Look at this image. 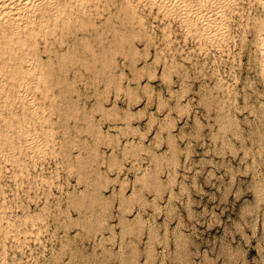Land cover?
<instances>
[{
    "label": "rangeland",
    "instance_id": "rangeland-1",
    "mask_svg": "<svg viewBox=\"0 0 264 264\" xmlns=\"http://www.w3.org/2000/svg\"><path fill=\"white\" fill-rule=\"evenodd\" d=\"M118 1H119V4H121L123 7H124V4L127 5L125 6L126 8L130 6L129 7L130 9L129 8L128 9L131 11L130 13L131 16L130 14L128 16V12H129L128 9H127L128 12L123 13V16L126 15V17H122V15H120L122 14V12L126 11L125 10L126 8H123L121 5L117 4ZM188 1H189L190 11L186 14V16H184L185 13L177 7L178 5L175 4L173 0H158V1L157 0H143V1L142 0H126L125 1L126 3L124 2V0H115V2L114 0L113 1L111 0L110 1L109 0H74V1L73 0H53L51 2L52 3L51 10H45L44 12H42V10H39V8L42 7L43 3L39 5H34V4L30 5L31 8L35 6L34 8L37 9V13H36L37 15L35 16L33 22L31 23L26 21L25 18L23 17L19 18L17 22H13L11 20V16L8 13L2 14L0 18V31H1L0 33V171H1L0 172L1 173L0 174V188H1L0 189V248H2L3 251L2 249H0V264H53V263L54 264L56 263L57 264H242V261H243V264L245 263L264 264V261H262L264 260V253H262L264 252V219L262 218L264 217V207H262L264 206V203H263L264 201V195H263L264 194V183H263L264 182V179H263L264 178V175H263L264 174V143H263L264 142V111H263L264 109V100H263L264 99L263 97L264 82H262L264 81V69H263L264 62H263L262 54L260 53L261 46H262L260 42V37H261L262 32H264V12H263L264 3L262 2V0H244V2L243 0L241 1L239 0H211V1L210 0H188ZM85 2L87 3V5ZM142 2L144 5L142 4ZM35 3L37 4L39 2H35ZM107 4L111 8L108 7ZM218 4H219V9H221L220 11L217 10ZM149 5H151V8H149L150 7ZM155 5H157V7ZM102 6L104 8H102ZM113 10L115 14L113 13ZM82 11H84V13ZM132 11H134V16L136 17V19H133ZM149 13L151 14V16H149L150 15ZM71 14H72V17H71ZM86 14H88V16H85ZM138 16L140 19V21L138 20V23L141 25L142 28L136 22ZM215 16H218L219 18L217 20H213V17ZM204 17L206 19V22L203 23V21H205ZM74 18H77V19H74ZM87 18L88 19L90 18V19L88 20ZM182 18H183L184 23L182 22ZM106 19L108 20V23ZM74 20H75V23H74ZM76 20H77V23L78 21H80L81 25L79 23L77 24ZM71 21L76 25H73ZM81 21L83 22V25ZM101 21L102 23L105 21L104 22L105 26H102L104 24L101 25ZM130 21L132 22V25ZM232 21L234 22L237 21V22L234 23ZM94 22L95 24L93 25ZM109 22L112 25H110ZM84 23L86 24L88 23L87 24L88 26L84 25ZM125 24L126 25L128 24L129 27L128 25L126 26ZM72 26L74 28H78V27L82 28L84 31H82L81 29L74 30ZM106 26L107 28H105ZM85 27H87L88 29L86 28L85 30ZM89 27H91V29ZM114 27H115V30H114ZM133 27L135 30L133 31V34H137V35L136 36L133 35V38H131L132 37L131 32L133 29H128V28H133ZM151 27H152V30L150 29ZM252 28H253V31L255 32L252 31ZM59 29H61V31ZM67 29L71 32H69ZM126 30H128L131 34ZM136 30L138 31L137 33H136ZM153 30H155V32H153ZM67 31L68 33H66ZM75 31L78 33H76ZM117 31L119 32L117 35L119 37L112 36V33L115 32L113 35H116ZM140 31H142L141 34H139ZM143 31L145 32L147 31V32L146 33L144 32L145 33L144 34ZM216 31L218 33H216ZM121 32L123 33V36ZM124 32L126 34H124ZM154 33H155V36L153 35ZM63 34H65V38H63L64 36L62 37ZM98 34L100 35V37ZM106 34L109 40L103 36ZM146 34H148L149 37L146 36ZM38 35H39V38H38ZM94 35L96 37L98 35V38H96ZM156 35L159 38V40L156 37ZM77 36H80L79 37L80 39L82 36V39L84 40L83 41L81 39L83 41L82 48H81V44H78L80 43V39H78ZM127 36H128L127 38L128 41H126ZM55 37L59 40L60 43L56 40ZM85 37L87 39V42H86ZM111 37L115 38V40L113 38L111 40ZM146 37H147L146 42H149V43L145 42L144 39ZM251 37H252V41H251ZM93 38L99 41L101 40V41L96 42V40ZM122 38H123V42H122ZM150 38H151V42H150ZM219 38H222V39L219 40ZM76 39H77V42H76ZM129 39L130 40L132 39L131 41L133 42L131 43ZM141 39L144 41H142ZM189 39H190V42H189ZM117 40H119L120 42L119 41L117 42ZM152 40H154L155 42H153ZM61 41L63 44L61 43ZM112 41L114 43H112ZM128 42L132 45H130ZM238 42L240 43L241 46L239 45ZM48 43L50 44L49 46H48ZM119 43H120L119 45L120 48L122 44V50L120 48H117L119 47L118 46ZM84 45L86 47H84ZM248 45H250V47ZM53 46L56 48L59 47V50L54 48ZM124 46H127V47L130 46V47L127 49V47H124ZM134 46L137 47V51H136V47ZM197 46H198V49H197ZM74 47L76 48V50L72 49ZM91 47L94 51H92ZM131 47L132 49L134 47L135 50L134 51L132 49L130 50ZM44 48H46L45 49L46 51L41 50ZM243 48L244 49L246 48V49L244 50ZM48 49L51 54L49 53V51H47ZM53 49L58 52L57 53L55 51L57 53V56L61 55L58 57H61L62 61H63L62 56L66 54L64 55L65 56L64 60L68 61L71 59L73 63L72 61L71 62L68 61V64L67 62L66 64H64L65 61L62 62L61 58L58 59V57L56 56V53L53 52L54 51ZM81 49L83 51H81ZM117 49H118V52L120 51L119 53L117 52ZM148 49L149 51L147 52ZM98 50L99 51L101 50L102 55L99 53ZM128 50L131 51V53ZM160 50L162 51V53L160 52ZM59 52L61 53L59 54ZM63 52L64 54H62ZM78 52L79 53L81 52V53L78 54ZM97 52L99 53V55H97L98 54ZM135 52L136 53L138 52L137 54L139 56L135 54ZM139 53L144 54V55H140ZM154 53L156 56L154 55ZM185 53L187 54V56H185L186 55ZM211 53L212 55L214 53V55L212 56ZM249 53L251 55H249ZM148 54L150 55V57L148 56ZM241 54H242V57H241ZM124 55H127V57H125ZM128 55L130 56L128 57ZM192 55L193 57H191ZM75 56H76V59H75ZM168 56H169V59H167ZM174 56L176 57L174 58ZM40 57L41 59L39 60ZM156 58L159 60V62ZM170 58L171 59L174 58L175 60L174 59L171 60ZM50 59L51 61H53L51 62V64L49 61ZM197 59L199 60V62ZM78 60L79 62H76ZM192 60H194L195 63H193ZM153 61L155 65L153 64ZM163 61L164 62L166 61V63H164ZM205 61L207 63H204ZM224 61L227 63L225 64ZM258 61L259 63L257 64L256 62ZM128 62H131V63L128 64ZM60 63H61V66L59 67L58 65ZM147 63H149L150 67L148 66ZM172 63L174 64L173 66H172ZM47 64H50V65L48 66ZM62 64H63V67H62ZM72 64H74L73 69H72ZM205 64H207V66ZM83 65L85 66L84 68H83ZM201 65H203V69ZM46 66L48 67L49 70L52 69L53 67L54 72L48 71ZM56 66L59 67L60 74ZM135 66L138 69H136ZM99 67L102 69H100ZM116 67H118L117 69L119 70H117ZM176 67L178 70L176 69ZM64 68L66 69L67 74H65ZM105 68H107V70H105ZM147 68H149L148 72H147ZM170 68L173 70V72L172 70H170ZM206 68L208 71L206 70ZM74 69L76 73L78 72L77 74H74L75 71L71 72V70L73 71ZM143 69H146V71ZM174 69H176V71H174ZM32 70L33 72H31ZM135 70H137V72ZM149 70L151 74L154 73L156 75H151L149 73ZM183 70L184 72H182ZM200 71L204 76L200 73ZM52 72L55 74H53ZM138 72L141 74H139ZM257 72H259L260 74ZM109 73H111L110 76H109ZM164 73H166L167 75L166 77ZM187 73L189 74V76ZM58 74L60 75L61 79L64 78L65 76L63 81L59 78L57 79L52 78L53 76L59 77ZM160 74H164V76L163 75L161 76ZM193 74L195 75V78L193 77L194 76ZM101 75L102 77L104 75L105 78L104 77L101 78ZM228 75L230 78H227ZM76 76L80 79L83 76V78L81 79V81L78 80L79 81L78 82ZM113 76L115 78L114 80L115 87H113L114 82L111 83V81H113L114 79ZM138 76L139 77L141 76V77L139 78ZM191 76L194 79H192ZM109 77L111 78L110 81H109ZM179 77L182 79H180ZM221 77L223 79H221ZM49 78H52V79H50L49 81ZM97 78L99 79L97 80ZM100 78H101V81H100ZM106 78H108V80ZM183 78L186 80H184ZM259 78H263V79L261 80ZM55 79L56 81L61 80L62 82L61 81L60 83L56 82ZM68 79L69 80L73 79V80L72 82H69ZM138 79L140 81H138ZM218 79L220 80L218 81ZM52 80L55 81V83L52 82ZM86 80L88 81V83L85 82ZM187 80L188 81L190 80L191 82H188ZM64 81L65 83H63ZM118 81L119 83H117ZM66 82L69 84L70 83H73V84L77 83V84L73 85V87H71L72 84H70L69 86L71 88L70 87L68 88V84ZM138 82L141 83V85H139ZM58 83L60 85H62L63 83V86H60L58 88V85H59ZM99 83L100 85L98 86ZM224 83L225 84L227 83V84L225 85ZM65 84L67 85L65 86ZM110 84L111 85L113 84L112 86H109L110 88L113 87L111 89L112 91H110L108 87V85ZM116 84H121V85L118 86ZM144 84L146 86H144ZM182 84L183 85L185 84L186 86L184 85L183 87H181ZM248 84H251V85H248ZM85 85H89V86L87 87ZM207 85L209 89L206 88ZM95 86H97L96 89H95ZM140 86L141 87L143 86V87L141 88ZM53 87L55 88V90L53 89ZM120 87L121 89L123 88V91L119 90ZM78 88H81L80 91H77L79 90ZM105 88L107 92H110L109 93L110 95L107 94ZM170 88H172V90ZM180 88H185V89L182 90ZM187 88L190 90H188ZM228 88H231V90ZM239 88H241L242 90ZM262 88H263V91H262ZM60 89H63V90L61 91ZM83 89L84 90L86 89V90L84 91ZM115 89L117 92L115 91ZM128 89H129V92L131 91L130 92L131 94L127 92ZM136 89H138L137 92H136ZM252 89L254 92L252 91ZM81 90L83 91L84 94L81 92ZM93 90L96 93H94ZM133 90H134V93H133ZM184 90L185 91L187 90L188 93L187 91L185 92ZM65 91L67 95L71 94L70 97L65 94ZM151 91L154 96L151 94ZM169 91H172V92H169ZM209 91L212 94L209 93ZM232 91L234 92V94ZM91 92L93 93L91 94ZM255 92H257L258 95ZM118 93L120 96L117 95ZM126 93H128L129 95H127ZM147 93L150 95V97H148ZM174 93L177 96L174 95ZM78 94L81 97L80 96L78 97ZM97 94L101 96V98L103 97L102 100ZM132 94H134L135 97ZM135 94H137V96ZM143 94H145L144 97H143ZM213 94L214 95L217 94V95L213 96ZM59 95L62 96L64 99L65 98L66 99L65 100H63V98L62 100L59 99ZM180 95H182L183 97ZM210 95L212 96L210 97ZM71 96L74 100H71L72 99ZM84 96H86L87 99ZM95 96H97L98 98ZM104 96L107 99H104ZM52 97H54L53 99L55 100L56 103L58 102L59 106L53 101ZM116 97L117 98L119 97V98L117 99ZM133 97L135 99H133ZM136 97L137 99H140V100H137ZM158 97L164 99L163 102H161L160 100L162 99ZM213 97H215L216 100ZM232 97L234 99H232ZM147 98H152L153 100L147 99ZM211 98L214 99V101ZM218 98L219 99L222 98L220 99L222 101H220ZM229 99L231 101L234 100L235 103L234 101L230 102ZM257 99L259 100V102ZM97 100L99 101L97 102ZM114 100L117 102V104ZM123 100L124 102H122ZM132 100L134 103L132 102ZM176 100L178 104L177 103L174 104ZM224 101L226 102L225 105L228 104V106L227 105L225 106L223 104ZM50 102H51V105H50ZM77 102L78 104H75ZM79 103H81L80 106L77 108H74V106L75 105L78 106ZM96 103L101 104V105H97ZM61 104H64L62 105V107L64 106L63 108L61 107ZM94 104L97 107H94L95 106ZM113 104H115V106ZM176 105H177L176 108L178 110L177 109L175 110L174 106ZM218 105H221V106L223 105L222 109H221V106L219 107ZM55 106L57 107L55 108ZM168 106H170V108H168ZM245 106L247 108H245ZM68 107L70 108L68 109ZM128 107L129 109L127 112ZM179 107L182 108L183 110L180 109L179 111ZM218 107L221 110H218ZM91 108H94V109L91 110ZM100 108L101 110H99ZM113 108H115L116 110L118 109V110L116 111ZM223 108L226 109L225 110L226 113L225 111L223 112L224 110ZM109 109L110 110L112 109V110L109 111ZM65 110H69V111H65ZM74 110H76L77 113L74 112ZM102 110H104L105 112ZM81 111L83 113L85 112L84 115ZM92 111L94 113H92ZM125 111L128 114H130L131 112L132 113L128 115ZM181 111L182 112L185 111V112L182 113ZM62 112H63V115L65 116V119H64V116L63 117L61 116ZM69 112H71L70 115L68 114ZM74 113H76V115ZM107 113H109L108 117H107ZM116 113L117 114L119 113L120 115L119 114L117 115ZM215 113H217L218 115ZM56 114H58V116ZM110 114L111 115L113 114L112 115L113 118L111 117ZM149 114L151 117L149 116ZM219 114H221L224 118L221 117V115ZM87 115L89 116L88 118L86 117ZM69 116L72 118L70 119ZM116 116L117 118H120V119L118 120ZM122 116H125L126 119L125 117L123 118ZM130 116H131V119H130L131 122L127 120L129 119ZM90 117L91 119H89ZM55 118L56 119L58 118V119L56 120ZM86 118L88 119V121H90L89 123L87 120H85ZM220 119H223V121ZM59 121H61V123L62 122L65 123L68 121L69 123L67 122L68 124L66 123L61 124ZM72 122L76 125L75 126L74 124L72 125ZM90 123L92 124L94 123L95 125L94 124L92 125ZM130 123H131V126H130ZM82 124L84 128L83 130H82ZM89 124L93 126L94 131L93 129L90 130L91 126ZM221 124H223V126H221ZM64 125H66L65 128L69 126L67 129L68 132L66 131L65 128H63ZM137 125H138V128H137ZM119 126H122L123 129L119 128ZM77 127L78 128L81 127V128L78 129ZM109 127L110 129H108ZM59 128H60V131H59ZM86 128H89V129H86ZM100 128H102V130ZM122 130L124 134L122 133ZM64 131L67 134H65ZM80 131H82V133ZM73 133H75V136ZM80 133L82 135H80ZM97 133H98V136L96 137L97 138L96 139L95 134ZM90 134L93 136H90ZM71 135H73L74 137ZM100 137H102L104 141H102V138L100 140ZM109 137L112 138V140H110ZM77 138L81 139V141L79 139L77 140ZM82 138L85 140L82 141L83 140ZM93 139L95 140L97 144L94 142ZM59 140H60V143H59ZM105 140H107V142H105ZM127 141L129 142V145ZM66 143L68 144L69 147L66 145ZM93 143L96 145H93ZM108 143H110V145ZM72 144H73V147H72ZM85 144L86 146L83 147V145ZM120 144H123V145H120ZM97 145L99 146V148ZM88 146L89 148H87ZM65 147L69 151L71 147V153ZM92 148H94L95 152ZM96 148L99 149V151L101 152L100 153L101 155L99 154L98 149ZM112 148L114 151H112ZM67 151L68 153H66ZM88 152L90 154H88ZM103 152H104V156H103ZM95 153L97 154L96 156H95ZM111 153H114V154H111ZM71 154L73 155L71 156ZM65 155L70 159H68ZM63 156H64V159H63ZM80 157L81 159L84 157L83 159H85V161L80 160L79 159ZM91 157L95 159V160L93 159L92 161L93 164L92 162H90L89 164ZM114 157L116 158V161ZM98 158L100 162L99 161L96 162ZM101 158H104L103 159L104 161L101 160ZM71 160L72 162L75 161L73 162V164H75L76 167L72 164V162H70ZM118 160L120 162L122 161L121 162V165H123L122 168L121 166H119L120 162ZM64 161H67L68 165H67V162H64ZM52 162H53V165H52ZM109 162H110V166H109ZM117 162H118V165H117ZM63 164L64 165L66 164L68 166L66 167V170ZM84 164L86 165L84 166ZM79 165L80 166L82 165L81 168L79 167ZM116 165L121 169H118ZM90 167L92 171H90ZM251 167L252 169H250ZM70 168H71V171H70ZM248 168H249V171H248ZM93 169H96V170L93 171ZM83 170L84 171L86 170V171L84 172ZM259 170H262V171H259ZM89 171L91 173H89ZM78 172L82 175H85V174L86 175L81 177V175ZM259 173L262 175H260ZM92 175H94L95 177L96 176L98 177L95 178L93 176L94 178L93 179ZM54 176H56V179ZM69 177L73 180V182H71L72 180ZM80 177L82 178V181ZM6 178H9V179H6ZM66 178L68 180H66ZM91 178H92V181H91ZM38 179L40 180L38 181ZM79 179L81 181V184L78 181ZM93 181L97 182L98 184L97 187H96V183ZM44 182H46L48 185H46V183ZM75 182L77 184L79 183V185H81L82 187L81 186L79 187V185H77ZM89 182L93 184H90ZM261 182L263 183V185ZM33 183L35 184V186ZM74 183L76 185H74ZM94 184L95 186L92 187V185ZM101 184L103 185L101 186ZM158 184L159 186H157ZM259 184L262 187L259 186ZM29 185H30V188H29ZM56 185L58 186V188L55 187ZM15 186H17L16 190H15L16 188ZM33 186L35 188H33ZM99 186H101L102 188ZM9 187L10 189L12 188V190H10ZM37 187H38V190L36 189ZM260 188L262 190H260ZM63 189L64 191H62ZM65 190L68 193H70V195H72L74 199L70 197L69 194ZM78 190L81 191L82 193L78 192ZM95 190L100 193H97ZM258 190H259V193H258ZM16 191H17V194H16ZM88 191L89 192L92 191L90 192L91 193L90 196H88L89 195ZM93 191L97 195H94L95 193ZM27 192L29 193L28 195H27ZM48 192L50 193V195L48 194ZM79 193L81 194V196ZM85 194H88V195L85 196ZM47 195H49L50 197ZM75 195L78 198H76ZM82 195H84L85 197L84 196L82 197ZM62 196H64V199ZM37 197L38 198L41 197V198L38 199ZM57 198L59 201L57 200ZM70 199H72V201H70ZM88 199L92 202H90ZM97 200L99 202L98 204L96 203ZM60 201L64 205L61 204ZM67 201H69V203ZM74 202H75V205H74ZM89 202L92 204L90 205ZM81 203L84 204L83 205L84 207L83 206L81 207L82 205ZM85 203H87V205ZM75 206H77L78 210L76 209ZM86 206L91 207V208H88L89 209L88 210ZM79 207L81 208V211H83V213H81ZM67 208H68V212H67ZM94 208L95 210H93ZM26 209L28 210L26 211ZM58 209L61 210L62 212L58 211ZM102 209L105 213L101 212ZM90 210L92 212L94 211L95 213L94 212L91 213ZM97 210L99 211L98 213H97ZM8 211L9 212L11 211V212L8 213ZM65 212L66 214L68 213L67 214L68 216L65 214ZM59 213L61 214V217ZM100 213L103 214V217L100 216L102 215ZM97 215L100 217L97 218ZM49 216H52V217L49 218ZM53 216H55L56 218H60V220L56 219L55 217L53 218ZM85 216L86 218H84ZM91 218L92 220L90 222L89 219ZM62 219L64 222L66 221V224H65L66 226L64 225V222L62 221ZM77 219H78V222L76 221ZM81 219H84V220L86 219V220L83 221ZM71 220H74L72 223H74L75 225L70 223ZM82 221L84 224L82 223ZM78 223L81 227L78 225ZM85 224L87 225L89 224L88 228H87V225L85 226ZM62 225H64L63 227L65 228H63ZM254 226L256 229L254 228ZM73 227L76 228V230ZM260 227L261 228L263 227L262 228L263 230ZM65 229L70 233H68ZM55 233L56 234L58 233V234L55 235ZM65 235H66V238H65ZM93 235H95L94 236L96 238L95 240H94ZM254 235H256L257 237ZM54 236L57 238L58 242H56V238ZM47 239H50V240H47ZM69 241L71 245L69 244ZM41 242L42 244H40ZM26 245H28L27 248H26ZM65 245L67 246L65 247ZM260 247L262 251L259 250ZM8 249H10L11 251ZM68 249L72 253H70ZM62 250H63V253L61 252ZM19 251H21V254L18 255L17 253H19ZM11 252L13 255L11 254ZM55 252L57 253V255ZM59 252H61V254ZM68 253H70L71 255ZM239 253L240 254L242 253V254L240 255ZM42 254L44 256H42ZM58 255L60 256V258L62 256V258L60 259ZM239 256H241V258ZM242 258L245 259L246 261L243 260ZM28 259H31V260H28ZM32 259L34 261H32ZM51 260L53 261V263ZM239 260H242V261H239ZM55 261L57 262L55 263Z\"/></svg>",
    "mask_w": 264,
    "mask_h": 264
},
{
    "label": "bare ground",
    "instance_id": "bare-ground-1",
    "mask_svg": "<svg viewBox=\"0 0 264 264\" xmlns=\"http://www.w3.org/2000/svg\"><path fill=\"white\" fill-rule=\"evenodd\" d=\"M52 1H53V0H0V18H1V16H2L3 13H8V14L11 16V20H12L13 22H17L19 18L23 17V18H25L26 21H28V22L31 23V22H33L35 16L37 15V14H36V13H37V9L34 8V7H35L34 5H39V4L43 3V4H42V7L39 8V10H42V12H44L45 10H51V8H52V3H51V2H52ZM73 1H74V0H73ZM109 1H110V0H109ZM111 1H113V0H111ZM125 1H126V0H124V2H125ZM142 1H143V0H142ZM157 1H158V0H157ZM210 1H211V0H210ZM239 1H241V0H239ZM35 2H39V3L36 4ZM101 2H102V1H101ZM114 2H115V0H114ZM173 2H174L175 4H177V5H178L177 7L185 13L184 16H186V14L190 11V10H189L190 8H189V1H188V0H173ZM243 2H244V0H243ZM262 2L264 3V0H262ZM85 3H86V2H85ZM91 3H92V2H91ZM112 3H113V2H112ZM125 3H126V2H125ZM129 3H130V2H129ZM152 3H153V2H152ZM224 3H225V2H224ZM239 3H240V2H239ZM247 3H248V2H247ZM255 3H256V2H255ZM32 4H34V5H33L34 7L31 8L30 5H32ZM101 4H102V3H101ZM115 4H116V3H115ZM117 4H119V1H118ZM127 4H128V3H127ZM135 4H136V3H135ZM142 4H143V2H142ZM219 4H220V3H219ZM219 4L217 5V10H218V11L221 10V9H219ZM222 4H223V3H222ZM236 4H237V3H236ZM256 4H257V3H256ZM261 4H262V3H261ZM75 5H76V4H75ZM86 5H87V3H86ZM119 5H121V4H119ZM143 5H144V4H143ZM240 5H241V4H240ZM245 5H246V4H245ZM247 5H248V4H247ZM253 5H254V4H253ZM259 5H260V4H259ZM29 6H30V8H29ZM107 6H108V4H107ZM111 6H112V5H111ZM121 6H122V5H121ZM125 6H127V5L124 4V7H123V6H122V7H123V8H126ZM145 6H146V5H145ZM149 6H150L149 8H151V5H149ZM155 6L157 7V5H155ZM209 6H210V5H209ZM227 6H228V5H227ZM256 6H257V5H256ZM93 7H94V6H93ZM93 7H92V8H93ZM100 7H101V6H100ZM108 7H110V6H108ZM116 7H117V6H116ZM129 7H130V6H129ZM129 7H128V8H129ZM223 7H224V6H223ZM247 7H248V6H247ZM253 7H254V6H253ZM79 8H80V7H79ZM79 8H78V10H79ZM95 8H96V7H95ZM102 8H104V7L102 6ZM110 8H111V7H110ZM112 8H113V7H112ZM114 8H115V7H114ZM128 8H126V9H125L126 11H124V12H122V14H120V15H122V17H126V15L123 16V13L128 12V11H129V12H128V16H129V14L131 13V11L129 10L130 8H129V9H128ZM146 8H147V7H146ZM154 8H155V7H154ZM33 9H34V10H33ZM106 9H107V8H106ZM117 9H118V8H117ZM119 9H120V8H119ZM127 9H128V11H127ZM131 9H132V8H131ZM147 9H148V8H147ZM155 9H156V8H155ZM198 9H199V8H198ZM255 9H256V8H255ZM93 10H94V9H93ZM108 10H109V9H108ZM140 10H141V8H140ZM156 10H157V9H156ZM257 10H258V8H257ZM80 11H81V9H80ZM96 11H97V10H96ZM103 11H104V10H103ZM105 11H106V10H105ZM117 11H118V10H117ZM117 11H116V12H117ZM247 11H248V10H247ZM262 11H263V10H262ZM63 12H64V11H63ZM82 12L84 13V11H82ZM98 12H99V11H98ZM132 12H133V15H132V16H133V19H136V17L134 16V11H132ZM135 12H136V11H135ZM213 12H214V11H213ZM263 12H264V11H263ZM94 13H95V12H94ZM99 13H100V12H99ZM99 13H98V14H99ZM107 13H108V11H107ZM113 13H114V10H113ZM114 14H115V13H114ZM126 14H127V13H126ZM149 14H150V13H149ZM160 14H161V13H160ZM221 14H222V13H221ZM236 14H237V13H236ZM254 14H255V13H254ZM102 15H103V14H102ZM110 15H111V14H110ZM135 15H136V14H135ZM198 15H199V13H198ZM233 15H234V14H233ZM85 16H88V14H86ZM130 16H131V14H130ZM149 16H151V14H150ZM149 16H148V17H149ZM209 16H211V15H209ZM245 16H246V15H245ZM255 16H256V15H255ZM71 17H72V14H71ZM75 17H76V15H75ZM98 17H99V16H98ZM111 17H112V16H111ZM117 17H118V16H117ZM134 17H135V18H134ZM96 18H97V16H96ZM100 18H101V17H100ZM112 18H113V17H112ZM115 18H116V17H115ZM128 18H130V17H128ZM128 18H126V19H128ZM152 18H153V16H152ZM166 18H167V17H166ZM183 18H185V17H183ZM183 18H182V22H183ZM218 18H219L218 16H215V17H213V20H217ZM236 18H237V17H236ZM240 18H241V17H240ZM242 18H243V17H242ZM248 18H249V17H248ZM253 18H254V17H253ZM74 19H77V18H74ZM87 19H88V18H87ZM89 19H90V18H89ZM89 19H88V20H89ZM119 19H120V17H119ZM131 19H132V18H131ZM160 19H161V17H160ZM176 19H177V18H176ZM225 19H226V18H225ZM20 20H21V19H20ZM91 20H92V19H91ZM106 20H107V19H106ZM106 20H105V21H106ZM117 20H118V19H117ZM121 20H122V19H121ZM121 20H120V21H121ZM138 20L140 21L139 16H138L137 21H136L137 23H138ZM146 20H147V19H146ZM194 20H195V19H194ZM204 20H205V21H203V23L206 22L205 17H204ZM232 20H233V19H232ZM238 20H239V19H238ZM243 20H244V19H243ZM252 20H253V19H252ZM82 21H83V20H82ZM82 21H81V23H82V25H83V22H82ZM105 21H104V22H105ZM156 21H158V20H156ZM159 21H160V20H159ZM178 21H179V20H178ZM197 21H198V20H197ZM199 21H200V20H199ZM258 21H259V20H258ZM71 22H72V21H71ZM104 22L102 23V21H101V25L104 24ZM123 22H124V20H123ZM132 22H133V20H132ZM132 22L130 21L131 25H132ZM147 22H148V21H147ZM154 22H155V21H154ZM160 22H161V21H160ZM190 22H191V21H190ZM201 22H202V21H201ZM209 22H210V21H209ZM217 22H219V21H217ZM232 22H234V21H232ZM236 22H237V21H235L234 23H236ZM238 22H239V21H238ZM72 23H73V22H72ZM72 23H71V25H72ZM74 23H75V20H74ZM74 23H73V25H76V24H74ZM76 23H77V20H76ZM78 23L80 24V21H78ZM78 23H77V24H78ZM91 23H92V22H91ZM91 23H90V24H91ZM107 23H108V20H107ZM113 23H114V22H113ZM119 23H120V22H119ZM119 23H118V24H119ZM121 23H122V22H121ZM137 23H136V24H137ZM149 23H150V22H149ZM163 23H164V21H163ZM183 23H184V22H183ZM257 23H258V22H257ZM6 24H7V22H6ZM87 24H88V23H87ZM87 24L84 23V25H87ZM94 24H95V22L93 23V25H94ZM109 24H110V22H109ZM136 24H135V25H136ZM156 24H157V23H156ZM186 24H187V23H186ZM190 24H191V23H190ZM194 24H195V23H194ZM216 24H217V23H216ZM80 25H81V24H80ZM99 25H100V24H99ZM110 25H112V24H110ZM110 25H108V26H110ZM119 25H120V24H119ZM119 25H118V26H119ZM125 25H126V24H125ZM127 25H128V24H127ZM127 25H126V26H127ZM133 25H134V24H133ZM138 25L141 27V25H140L139 23H138ZM138 25H137V26H138ZM154 25H155V24H154ZM179 25H180V24H179ZM219 25H220V24H219ZM252 25H253V24H252ZM63 26H64V25H63ZM78 26H79V25H78ZM87 26H88V25H87ZM91 26H92V25H91ZM102 26H105V24L102 25ZM113 26H114V25H113ZM113 26H112V27H113ZM147 26H148V25H147ZM234 26H235V25H234ZM57 27H58V26H57ZM66 27H67V26H66ZM72 27H73V26H72ZM75 27H76V26H75ZM82 27H83V26H82ZM99 27H100V26H99ZM112 27H111V28H112ZM128 27H129V25H128ZM135 27H136V26H135ZM204 27H205V25H204ZM226 27H227V26H226ZM237 27H238V26H237ZM73 28H74V27H73ZM83 28H84V27H83ZM86 28H87V27H85V30H86ZM89 28L91 29V27H89ZM95 28H96V27H95ZM97 28H98V26H97ZM97 28H96V29H97ZM105 28H107V26H106ZM122 28H123V27H122ZM141 28H142V27H141ZM144 28H145V27H144ZM144 28H143V29H144ZM148 28H149V27H148ZM245 28H246V27H245ZM253 28H254V26H253ZM253 28H252V31H253ZM68 29H69V28H68ZM68 29H67V30H68ZM75 29H76V30H77V29H78V30L81 29L82 31H84L82 28H79V27H78V28H74V30H75ZM87 29H88V28H87ZM101 29H102V27H101ZM119 29H120V28H119ZM126 29H127V28H126ZM128 29H133L132 32H131V33H132V37H131V38H133V35H135V36L137 35V34H133V31H135V30H134V27H133V28H128ZM135 29H136V28H135ZM150 29L152 30V27H151ZM156 29H157V28H156ZM162 29H163V28H162ZM162 29H161V30H162ZM181 29H182V28H181ZM223 29H224V28H223ZM236 29H237V28H236ZM246 29H247V28H246ZM249 29H250V28H249ZM59 30L61 31V29H59ZM65 30H66V28H65ZM109 30H110V29H109ZM112 30H113V29H112ZM114 30H115V27H114ZM117 30H118V29H117ZM124 30H125V29H124ZM158 30H159V29H158ZM173 30H174V29H173ZM240 30H241V29H240ZM256 30H257V29H256ZM68 31H69V30H68ZM68 31H67L66 33H68ZM88 31H89V30H88ZM91 31H92V30H91ZM96 31H97V30H96ZM96 31H95V32H96ZM104 31H105V30H104ZM104 31H102V32H104ZM107 31H108V30H107ZM126 31H128V30H126ZM126 31H125V32H126ZM156 31H157V30H156ZM162 31H163V30H162ZM213 31H214V30H213ZM234 31H235V30H234ZM58 32H59V31H58ZM69 32H71V31H69ZM75 32H76V31H75ZM122 32H123V31H122ZM122 32H121V33H122ZM125 32H124V34H126ZM128 32H129V31H128ZM137 32H138V31L136 30V33H137ZM141 32H142V31H140L139 34H141ZM144 32H145V31H143V33H144ZM146 32H147V31H146ZM146 32H145V33H146ZM153 32H155V30H153ZM176 32H177V31H176ZM179 32H180V31H179ZM253 32H255V31H253ZM253 32H252V34H253ZM0 33H1V31H0ZM76 33H78V32H76ZM76 33H75V34H76ZM79 33H80V32H79ZM82 33H83V32H82ZM87 33H88V32H87ZM92 33H93V32H92ZM92 33H91V34H92ZM98 33H99V32H98ZM114 33H115V32H114ZM114 33H112V36H117L119 32L117 31V32H116V33H117L116 35H113ZM129 33H130V32H129ZM129 33H128V34H129ZM131 33H130V34H131ZM134 33H135V32H134ZM145 33H144V34H145ZM156 33H157V32H156ZM173 33H175V32H173ZM212 33H213V32H212ZM216 33H218V32L216 31ZM224 33H225V32H224ZM52 34H53V33H52ZM107 34H108V33H107ZM107 34H106V35H103V36L107 38ZM128 34H127V35H128ZM139 34H138V35H139ZM160 34H161V32H160ZM162 34H163V33H162ZM176 34H177V33H176ZM186 34H188V33H186ZM237 34H238V33H237ZM258 34H259V33H258ZM98 35H99V34H98ZM98 35H97V37H96L95 35H94V36H95L96 38H98ZM110 35H111V34H110ZM149 35H150V33H149ZM153 35L155 36V33H154ZM153 35H152V36H153ZM235 35H236V34H235ZM50 36H51V35H50ZM63 36H64V37H63ZM68 36H69V35H68ZM72 36H73V35H72ZM91 36H92V35H91ZM91 36H90V38H91ZM94 36H93V37H94ZM103 36H102V37H103ZM120 36H121V35H120ZM122 36H123V33H122ZM146 36H148V34H146ZM174 36H175V35H174ZM215 36H216V35H215ZM237 36H238V35H237ZM254 36H255V35H254ZM254 36H253V37H254ZM40 37H42V36H40ZM56 37H57V36H56ZM56 37H55V38H56ZM62 37L65 38V34H63ZM77 37H78V39H80V38H79L80 36H77ZM77 37H76V38H77ZM99 37H100V35H99ZM102 37H101V38H102ZM117 37H119V36H117ZM148 37H149V36H148ZM156 37H157V35H156ZM169 37H170V36H169ZM38 38H39V35H38ZM58 38H59V37H58ZM60 38H61V36H60ZM66 38H67V37H66ZM73 38H75V37H73ZM101 38H99V39H101ZM112 38H113V37H111V40H112ZM127 38H128V36L126 37V41H128ZM134 38H135V37H134ZM142 38H143V37H142ZM157 38H158V37H157ZM222 38H223V37H222ZM222 38H219V40L222 39ZM248 38H249V37H248ZM248 38H247V39H248ZM254 38H255V37H254ZM81 39H82V36H81ZM81 39H80V43H78V44H81V48H82V46H83V45H82V44H83L82 42H83L84 40L82 39V40H83V41H82ZM85 39H86V37H85ZM93 39H95V38H93ZM107 39L109 40V38H107ZM107 39H106V40H107ZM113 39L115 40V38H113ZM116 39H117V38H116ZM124 39H125V38H124ZM146 39H147V37L144 39L145 42H146ZM152 39H153V38H152ZM155 39H156V38H155ZM162 39H163V37H162ZM193 39H195V38H193ZM241 39H242V38H241ZM241 39H240V41H241ZM41 40H42V39H41ZM41 40H40V41H41ZM49 40H50V39H49ZM53 40H55V39H53ZM56 40L59 42V40H58L57 38H56ZM62 40H63V39H62ZM70 40H71V39H70ZM72 40H73V39H72ZM95 40H96V42H100V41H101V40L99 41V40H97V39H95ZM95 40H93V41H95ZM120 40H121V39H120ZM129 40H130V39H129ZM131 40H132V39H131ZM131 40H130V41H131ZM141 40H142V39H141ZM144 40H142V41H144ZM158 40H159V38H158ZM212 40H213V39H212ZM231 40H232V39H231ZM253 40H254V39H253ZM50 41H51V40H50ZM68 41H69V40H68ZM118 41H119V40H117V42H118ZM148 41H149V39H148ZM152 41L155 42L154 40H152ZM173 41H174V40H173ZM180 41H181V40H180ZM187 41H188V40H187ZM191 41H192V40H191ZM248 41H249V40H248ZM251 41H252V37H251ZM255 41H256V39H255ZM258 41H259V40H258ZM66 42H67V40H66ZM76 42H77V39H76ZM86 42H87V39H86ZM108 42H110V41H108ZM119 42H120V41H119ZM122 42H123V38H122ZM124 42H125V41H124ZM132 42H133V41H131V43H132ZM150 42H151V38H150ZM174 42H175V41H174ZM189 42H190V39H189ZM260 42H261V44H262V46H261V50H260L261 52H260V53L262 54V58H263V62H264V32H262V34H261ZM39 43H40V42H39ZM54 43H55V42H54ZM59 43H60V42H59ZM61 43H62V41H61ZM88 43H89V42H88ZM88 43H86V44H88ZM112 43H114V42L112 41ZM128 43H129V42H128ZM146 43H149V42H146ZM146 43H145V45H146ZM159 43H160V42H159ZM163 43H164V42H163ZM182 43H183V42H182ZM184 43H185V42H184ZM191 43H192V42H191ZM217 43H218V41H217ZM238 43H239V42H238ZM246 43H247V41H246ZM251 43H252V42H251ZM255 43H256V42H255ZM255 43H254V44H255ZM62 44H63V43H62ZM67 44H68V43H67ZM84 44H85V43H84ZM93 44H94V43H93ZM97 44H98V43H97ZM101 44H102V42H101ZM115 44H116V42H115ZM129 44H130V43H129ZM142 44H143V43H142ZM150 44H151V43H150ZM157 44H158V43H157ZM167 44H168V42H167ZM185 44H186V43H185ZM185 44H184V45H185ZM193 44H195V43H193ZM210 44H211V43H210ZM222 44H223V43H222ZM236 44H237V43H236ZM49 45H50V44L48 43V46H49ZM52 45H53V44H52ZM52 45H51V46H52ZM94 45H95V44H94ZM98 45H99V44H98ZM119 45H120V43L118 44V46H119ZM130 45H132V44H130ZM165 45H166V44H165ZM165 45H164V47H165ZM172 45H173V44H172ZM178 45H179V43H178ZM182 45H183V44H182ZM218 45H219V44H218ZM220 45H221V44H220ZM239 45H240V43H239ZM30 46H31V45H30ZM43 46H44V44H43ZM54 46H55V45H54ZM54 46H53V47H54ZM79 46H80V45H79ZM90 46H91V45H90ZM90 46H89V47H90ZM115 46H116V45H115ZM147 46H148V44H147ZM221 46H222V45H221ZM240 46H241V45H240ZM248 46L250 47V45H248ZM256 46H257V45H256ZM36 47H38V46H36ZM60 47H62V46H60ZM63 47H64V46H63ZM84 47H86V46L84 45ZM97 47H98V46H97ZM113 47H114V45H113ZM116 47H117V46H116ZM124 47H127V46H124ZM129 47H130V46H129ZM129 47H127V49H128ZM134 47H136V46H134ZM134 47H133V49H132V47H131L130 50L132 49V50L134 51V50H135ZM145 47H146V46H145ZM155 47H156V46H155ZM166 47H168V46H166ZM232 47H233V46H232ZM236 47H237V46H236ZM245 47H246V46H245ZM42 48H43V47H42ZM48 48H49V47H48ZM54 48H56V47H54ZM103 48H104V47H103ZM117 48H120V46L117 47ZM181 48H182V46H181ZM226 48H227V47H226ZM37 49H38V48H37ZM45 49H46V48L41 49V50L44 51ZM56 49L59 50V47L56 48ZM72 49H75V50H76L75 47L72 48ZM79 49H80V48H79ZM91 49H92V47H91ZM91 49H90V51H91ZM114 49H115V48H114ZM120 49L122 50V44H121V48H120ZM123 49H124V48H123ZM142 49H143V48H142ZM164 49H165V48H164ZM197 49H198V46H197ZM211 49H213V48H211ZM216 49H217V48H216ZM227 49H228V48H227ZM235 49H236V48H235ZM243 49H244V48H243ZM245 49H246V48H245ZM245 49H244V50H245ZM38 50H39V49H38ZM51 50H52V49H51ZM53 50H54V49H53ZM61 50H62V48H61ZM83 50H84V48H83ZM83 50L81 49V51H83ZM157 50H158V49H157ZM167 50H168V49H167ZM218 50H219V49H218ZM241 50H242V48H241ZM257 50H259V49H257ZM43 51H42V52H43ZM45 51H46V50H45ZM47 51H49V49H48ZM55 51H56V50H54L53 52H55ZM78 51H79V50H78ZM90 51H89V52H90ZM92 51H94V50L92 49ZM98 51H99V50H98ZM128 51H129V50H128ZM136 51H137V47H136ZM148 51H149V49L147 50V52H148ZM158 51H159V50H158ZM202 51H203V50H202ZM221 51H222V50H221ZM253 51H254V50H253ZM56 52H57V51H56ZM56 52H55V53H56ZM68 52H70V51H68ZM86 52H87V51H86ZM104 52H105V50H104ZM108 52H109V51H108ZM117 52H118V49H117ZM119 52H120V51H119ZM119 52H118V53H119ZM129 52L131 53V51H129ZM129 52H128V54H129ZM145 52H146V51H145ZM145 52H144V53H145ZM155 52H156V51H155ZM160 52L162 53L161 50H160ZM191 52H192V50H191ZM191 52H189V53H191ZM193 52H194V51H193ZM198 52H199V51H198ZM206 52H208V51H206ZM209 52H210V50H209ZM245 52H246V51H245ZM245 52H244V53H245ZM49 53H50V51H49ZM57 53H58V52H57ZM57 53H56V56H57ZM60 53H61V52H59V54H60ZM80 53H81V52H80ZM80 53L78 52V54H80ZM82 53H83V52H82ZM97 53H98V52H97ZM99 53L101 54V50L99 51ZM99 53H98L97 55H99ZM123 53H124V52H123ZM123 53H122V54H123ZM132 53H134V52H132ZM137 53H138V52H137ZM137 53L135 52V54H137ZM156 53H157V52H156ZM166 53H167V52H166ZM166 53H165V54H166ZM203 53H204V52H203ZM203 53H201V54H203ZM223 53H224V52H223ZM227 53H228V52H227ZM256 53H257V52H256ZM50 54H51V53H50ZM62 54H64V52H63ZM67 54H68V53H67ZM104 54H105V53H104ZM120 54H121V53H120ZM125 54H126V53H125ZM139 54H140V55H144V54H141V53H139ZM151 54H152V53H151ZM185 54H186V53H185ZM195 54H196V53H195ZM231 54H232V53H231ZM247 54H248V53H247ZM41 55H42V54H41ZM45 55H46V54H45ZM64 55H66V54H64ZM64 55L62 56V57H63V61H65V60H64V57H65ZM69 55H71V54H69ZM85 55H86V53H85ZM97 55H96V56H97ZM101 55H102V54H101ZM107 55H108V54H107ZM137 55H138V54H137ZM137 55H136V56H137ZM146 55H147V54H146ZM154 55H155V53H154ZM178 55H179V53H178ZM188 55H189V54H188ZM193 55H194V53H193ZM193 55H192L191 57H193ZM196 55H197V54H196ZM211 55H212V53H211ZM213 55H214V53H213ZM213 55H212V56H213ZM217 55H218V54H217ZM243 55H244V54H243ZM249 55H251V54L249 53ZM58 56H61V55H58ZM58 56H57V57H58ZM78 56H79V55H78ZM92 56H93V55H92ZM117 56H118V55H117ZM117 56H115V57H117ZM124 56L127 57V55H124ZM129 56H130V55H128V57H129ZM138 56H139V55H138ZM148 56L150 57L149 54H148ZM155 56H156V55H155ZM185 56H187V54H186ZM226 56H227V55H226ZM253 56H254V55H253ZM48 57H49V56H48ZM66 57H67V56H66ZM105 57H106V55H105ZM105 57H104V58H105ZM118 57H119V56H118ZM143 57H144V56H143ZM145 57H146V56H145ZM175 57H176V56H174V58H175ZM179 57H180V56H179ZM188 57H189V56H188ZM200 57H201V56H200ZM207 57H208V56H207ZM207 57H206V58H207ZM220 57H221V56H220ZM235 57H236V56H235ZM241 57H242V54H241ZM247 57H248V56H247ZM59 58H61V57H58V59H59ZM72 58H73V57H72ZM136 58H137V57H136ZM153 58H154V57H153ZM159 58H160V57H159ZM174 58H173V59H174ZM252 58H254V57H252ZM256 58H257V57H256ZM40 59H41V57L39 58V60H40ZM45 59H46V58H45ZM48 59H49V58H48ZM58 59H57V60H58ZM65 59H67V58H65ZM75 59H76V56H75ZM78 59H79V58H78ZM132 59H133V57H132ZM154 59H155V58H154ZM156 59H157V58H156ZM167 59H169V56H168ZM170 59H171V58H170ZM173 59H171V60H173ZM182 59H183V58H182ZM182 59H181V60H182ZM195 59H196V57H195ZM199 59H200V58H199ZM257 59H258V58H257ZM46 60H47V59H46ZM55 60H56V59H55ZM84 60H85V59H84ZM114 60H116V59H114ZM129 60H130V59H129ZM157 60H158V59H157ZM163 60H164V58H163ZM174 60H175V59H174ZM190 60H191V59H190ZM197 60H198V59H197ZM232 60H233V59H232ZM249 60H250V59H249ZM49 61H50V64H51V62H53V61H51V59H50ZM49 61H48V63H49ZM61 61H62V58H61ZM61 61H60V62H61ZM63 61H62V62H63ZM68 61L71 62L72 60L70 59V60H68ZM68 61H65L64 64H66V62H67V64H68ZM81 61H82V60H81ZM92 61H93V60H92ZM117 61H118V59H117ZM127 61H128V60H127ZM144 61H145V60H144ZM192 61H193V63H195L194 60H192ZM228 61H229V60H228ZM234 61H235V60H234ZM255 61H256V60H255ZM58 62H59V61H58ZM74 62H75V61H74ZM76 62H79V60L76 61ZM82 62H83V61H82ZM114 62H115V61H114ZM141 62H142V61H141ZM146 62H147V61H146ZM155 62H156V60H155ZM158 62H159V60H158ZM163 62H164V61H163ZM170 62H171V61H170ZM196 62H197V61H196ZM198 62H199V60H198ZM202 62H203V61H202ZM219 62H220V61H219ZM241 62H242V61H241ZM245 62H246V61H245ZM72 63H73V61H72ZM89 63H90V62H89ZM101 63H102V62H101ZM104 63H105V62H104ZM130 63H131V62H128V64H130ZM139 63H140V62H139ZM150 63H151V62H150ZM164 63H166V61H165ZM175 63H176V62H175ZM204 63H207V62L205 61ZM221 63H222V62H221ZM224 63L226 64L227 62L224 61ZM228 63H229V62H228ZM243 63H244V62H243ZM249 63H250V62H249ZM256 63L258 64L259 61L256 62ZM50 64H47V65L49 66ZM57 64H58V63H57ZM75 64H76V63H75ZM79 64H80V63H79ZM96 64H97V62H96ZM99 64H100V63H99ZM136 64H137V63H136ZM147 64H148V66L150 67L149 63H147ZM153 64H154V61H153ZM170 64H171V63H170ZM197 64H198V63H197ZM214 64H215V63H214ZM219 64H220V63H219ZM252 64H253V63H252ZM263 64H264V63H263ZM55 65H56V64H55ZM55 65H54V66H55ZM81 65H82V64H81ZM84 65H85V64H84ZM84 65H83V68L85 67ZM90 65H91V64H90ZM106 65H107V63H106ZM111 65H112V64H111ZM113 65H114V64H113ZM151 65H152V64H151ZM154 65H155V64H154ZM160 65H161V64H160ZM168 65H169V64H168ZM173 65H174V64L172 63V66H173ZM183 65H184V64H183ZM195 65H196V64H195ZM203 65H204V64H203ZM203 65H201V66H202V69H203ZM205 65L207 66V64H205ZM209 65H211V64H209ZM209 65H208V66H209ZM244 65H245V64H244ZM51 66H53V65H51ZM51 66H50V67H51ZM58 66L60 67V66H61V63H60ZM58 66H56V67H57V70H59V67H58ZM64 66H65V65H64ZM70 66H71V65H70ZM73 66H74V64H72V69H73ZM86 66H87V65H86ZM100 66H101V65H100ZM104 66H105V65H104ZM121 66H122V64H121ZM148 66H147V67H148ZM157 66H158V65H157ZM163 66H164V65H163ZM180 66H181V65H180ZM188 66H189V65H188ZM199 66H200V65H199ZM216 66H217V65H216ZM220 66H221V65H220ZM220 66H219V68H220ZM237 66H239V65H237ZM248 66H249V65H248ZM250 66H251V65H250ZM256 66H257V65H256ZM258 66H259V65H258ZM12 67H13V66H12ZM46 67H47V66H46ZM62 67H63V64H62ZM62 67H61V68H62ZM67 67H68V66H67ZM76 67H77V66H76ZM76 67H75V68H76ZM79 67H80V66H79ZM108 67H109V66H108ZM140 67H142V66H140ZM165 67H167V66H165ZM189 67H190V66H189ZM192 67H193V66H192ZM209 67H210V66H209ZM209 67H208V69H209ZM214 67H215V66H214ZM214 67H213V68H214ZM241 67H242V66H241ZM253 67H254V66H253ZM77 68H78V67H77ZM81 68H82V67H81ZM99 68H100V67H99ZM99 68H97V69H99ZM112 68H113V66H112ZM117 68H118V67H116V69H117ZM135 68H136V66H135ZM135 68H134V69H135ZM145 68H146V66H145ZM152 68H153V67H152ZM173 68H175V67H173ZM179 68H180V67H179ZM183 68H184V67H183ZM185 68H186V67H185ZM193 68H194V67H193ZM198 68H199V67H198ZM213 68H212V69H213ZM249 68H250V67H249ZM256 68H257V67H256ZM47 69H48V67H47ZM64 69H65V68H64ZM70 69H71V68H70ZM95 69H96V67H95ZM100 69H102V68H100ZM136 69H138V68H136ZM148 69H149V68H147V72H148ZM168 69H169V68H168ZM176 69H177V67H176ZM176 69H174V71H176ZM194 69H195V68H194ZM212 69H210V70H212ZM216 69H218V68H216ZM216 69H215V70H216ZM227 69H228V68H227ZM232 69H233V68H232ZM236 69H237V68H236ZM243 69H245V68H243ZM257 69H258V68H257ZM263 69H264V68H263ZM61 70H63V69H61ZM87 70H88V69H87ZM103 70H104V69H103ZM105 70H107V68H105ZM105 70H104V71H105ZM117 70H119V69H117ZM131 70H132V69H131ZM143 70L146 71V69H143ZM163 70H164V69H163ZM163 70H162V71H163ZM170 70H172V69L170 68ZM177 70H178V69H177ZM189 70H190V69H189ZM199 70H200V69H199ZM206 70H207V68H206ZM206 70H205V71H206ZM210 70H209V71H210ZM221 70H222V69H221ZM221 70H220V71H221ZM48 71H53V72H54L53 67H52V69H50V70L48 69ZM74 71H75V69H74L73 71L71 70V72H74ZM88 71H89V70H88ZM96 71H97V70H96ZM112 71H113V70H112ZM128 71H129V70H128ZM135 71L137 72V70H135ZM138 71H140V70H138ZM166 71H168V70H166ZM185 71H186V70H185ZM207 71H208V70H207ZM243 71H244V70H243ZM249 71H250V70H249ZM259 71H260V69H259ZM31 72H33V70H32ZM53 72H52V73H53ZM61 72H62V71H61ZM63 72H64V71H63ZM66 72H67V71H66V69H65V74H67ZM68 72H69V71H68ZM97 72H98V71H97ZM99 72H101V71H99ZM106 72H107V71H106ZM140 72H142V71H140ZM155 72H156V71H155ZM172 72H173V70H172ZM182 72H184V70H183ZM188 72H189V71H188ZM210 72H211V71H210ZM223 72H224V71H223ZM233 72H234V71H233ZM57 73H58V71H57ZM69 73H70V72H69ZM69 73H68V74H69ZM77 73H78V72H77ZM77 73H76V71H75L74 74H77ZM79 73H80V72H79ZM86 73H87V72H86ZM103 73H104V72H103ZM103 73H101V74H103ZM115 73H116V72H115ZM134 73H135V72H134ZM138 73H139V72H138ZM138 73H137V75H138ZM145 73H146V72H145ZM149 73L151 74L150 70H149ZM191 73H192V72H191ZM193 73H194V72H193ZM200 73H201V71H200ZM226 73H227V72H226ZM257 73H259V72H257ZM257 73H256V75H257ZM53 74H55V73H53ZM59 74H60V70H59ZM59 74H58V75H59ZM61 74H62V73H61ZM93 74H94V73H93ZM110 74H111V73H109V76H110ZM118 74H119V73H118ZM139 74H141V73H139ZM143 74H144V73H143ZM164 74H165V77H166V76H167L166 73H164ZM164 74H160V75H161V76H162V75L164 76ZM168 74H169V73H168ZM187 74H188V73H187ZM198 74H199V73H198ZM198 74H197V75H198ZM201 74H202V73H201ZM201 74H200V76H201ZM206 74H207V73H206ZM241 74H242V73H241ZM247 74H248V73H247ZM259 74H260V73H259ZM261 74H262V73H261ZM63 75H64V73H63ZM70 75H71V74H70ZM72 75H73V74H72ZM104 75H105V74H104ZM104 75H103V77H104ZM119 75H120V74H119ZM151 75H156V74L153 73V74H151ZM182 75H183V74H182ZM193 75H194V74H193ZM193 75H192V76H193ZM195 75H196V73H195ZM195 75L193 76L194 78H195ZM202 75H203V74H202ZM216 75H217V74H216ZM232 75H233V73H232ZM243 75H244V73H243ZM248 75H249V74H248ZM49 76H50V75H49ZM55 76H57V75H55ZM111 76H112V75H111ZM124 76H125V75H124ZM135 76H136V75H135ZM135 76H133V77H135ZM141 76H143V75H141ZM141 76H140V77H141ZM174 76H175V75H174ZM186 76H187V75H186ZM186 76H185V77H186ZM188 76H189V74H188ZM192 76H191V78H192ZM198 76H199V75H198ZM203 76H204V75H203ZM252 76H253V75H252ZM62 77H63V76H62ZM66 77H67V76H66ZM68 77H70V76H68ZM76 77H77V76H76ZM87 77H88V76H87ZM92 77H93V75H92ZM103 77H102V75H101V78H103ZM126 77H127V76H126ZM126 77H124V78H126ZM138 77H139V76H138ZM140 77H139V78H140ZM180 77H181V76H180ZM180 77H179V78H180ZM211 77H212V76H211ZM243 77H244V76H243ZM245 77H246V76H245ZM52 78H56V79L59 78V79H61V78H60V75H59V77H58V76H57V77H54V76H53ZM52 78H49V81H50V79H52ZM64 78H65V76H64ZM64 78H62L61 80L63 81ZM82 78H83V76H82ZM82 78H81V79H82ZM101 78H100V81H101ZM104 78H105V77H104ZM113 78H114V76H113ZM113 78H112V79H113ZM127 78H128V77H127ZM168 78H169V77H168ZM194 78H192V79H194ZM197 78H198V77H197ZM214 78H216V77H214ZM218 78H219V76H218ZM227 78H230L229 75H228ZM255 78H257V77H255ZM56 79H55V81H56ZM73 79H74V78H73ZM73 79H72V80H73ZM81 79L77 77V81H78V80L81 81ZM90 79H91V78H90ZM95 79H96V77H95ZM98 79H99V78H97V80H98ZM106 79L108 80V78H106ZM132 79H133V78H132ZM136 79H137V78H136ZM161 79H162V78H161ZM180 79H182V78H180ZM183 79H184V78H183ZM189 79H190V78H189ZM221 79H223V78L221 77ZM224 79H225V77H224ZM231 79H232V78H231ZM243 79H244V78H243ZM259 79L262 80L263 78H259ZM61 80H59V81L57 80L56 82H59V83H60ZM68 80H69V79H68ZM72 80L70 79L69 82H72ZM110 80H111V78L109 77V81H110ZM114 80H115V78L113 79V81H111V83L114 82V86H113V87H115V81H114ZM164 80H165V79H164ZM168 80H169V79H168ZM178 80H179V79H178ZM184 80H186V79H184ZM213 80H214V79H213ZM219 80H220V79H218V81H219ZM229 80H230V79H229ZM232 80H233V79H232ZM256 80H258V79H256ZM55 81L52 80V82H54V83H55ZM62 81H61V82H62ZM65 81H67V80H65ZM65 81H64L63 83H65ZM92 81H93V80H92ZM94 81H95V80H94ZM116 81H117V80H116ZM128 81H129V80H128ZM138 81H140V80L138 79ZM161 81H162V80H161ZM187 81H188V80H187ZM194 81H195V80H194ZM204 81H205V80H204ZM204 81H203V82H204ZM209 81H210V80H209ZM239 81H241V80H239ZM246 81H247V80H246ZM30 82H31V81H30ZM73 82H74V81H73ZM78 82H79V81H78ZM85 82L88 83L87 80H86ZM97 82H99V81H97ZM133 82H134V81H133ZM168 82H170V81H168ZM168 82H167V84H168ZM188 82H191V81L189 80ZM223 82H225V81H223ZM232 82H233V81H232ZM232 82H231V84H232ZM242 82H243V80H242ZM262 82H264V81H262ZM23 83H24V82H23ZM59 83H58V84H59ZM63 83H62V85L59 84V85H58V88H59L60 86H63ZM66 83H67V82H66ZM83 83H84V82H83ZM83 83H82V84H83ZM107 83H108V82H107ZM117 83H119V81H118ZM121 83H122V81H121ZM138 83H139V82H138ZM207 83H209V82H207ZM212 83H213V82H212ZM220 83H221V82H220ZM229 83H230V82H229ZM236 83H237V82H236ZM239 83H240V82H239ZM246 83H247V82H246ZM253 83H254V82H253ZM256 83H258V82H256ZM67 84H68V88H69V87H70V86H69L70 84H72L71 87H73V85H76L77 83H76V84H73V83H70V84H69V83H67ZM67 84H65V86H66ZM126 84H127V83H126ZM147 84H148V82H147ZM185 84H186V83H185ZM185 84H184V85H185ZM188 84H189V83H188ZM188 84H187V85H188ZM202 84H203V83H202ZM214 84H216V83H214ZM218 84H219V83H218ZM218 84H217V85H218ZM224 84H225V83H224ZM224 84H223V85H224ZM226 84H227V83H226ZM226 84H225V85H226ZM91 85H92V83H91ZM93 85H94V84H93ZM95 85H96V84H95ZM99 85H100V83L98 84V86H99ZM101 85H102V84H101ZM112 85H113V84H112ZM112 85L110 84V85H108V87H109V86H112ZM116 85L119 86V85H121V84H116ZM139 85H141V83H139ZM184 85L182 84L181 87H183ZM248 85H251V84H248ZM259 85H260V84H259ZM85 86L88 87L89 85H85ZM118 86H117V87H118ZM133 86H135V85H133ZM136 86H137V85H136ZM144 86H146V85L144 84ZM185 86H186V85H185ZM190 86H192V85H190ZM199 86H201V85H199ZM211 86H212V85H211ZM214 86H215V85H214ZM71 87H70V88H71ZM78 87H79V86H78ZM90 87H91V86H90ZM92 87H93V86H92ZM96 87H97V86H95V89H96ZM104 87H105V85H104ZM104 87H103V88H104ZM113 87H112V88H113ZM127 87H128V85H127ZM140 87H141V86H140ZM142 87H143V86H142ZM142 87H141V88H142ZM147 87H148V85H147ZM169 87H170V86H169ZM178 87H179V86H178ZM212 87H213V86H212ZM212 87H211V88H212ZM219 87H220V86H219ZM219 87H218V88H219ZM222 87H223V86H222ZM224 87H225V86H224ZM242 87H243V85H242ZM246 87H247V86H246ZM254 87H256V86H254ZM260 87H261V86H260ZM12 88H13V87H12ZM58 88H57V89H58ZM112 88L109 87L110 91H112V90H111ZM118 88H119V87H118ZM133 88H134V87H133ZM141 88H140V89H141ZM175 88H176V87H175ZM206 88H208V85H207ZM214 88H215V87H214ZM233 88H234V87H233ZM53 89L55 90L54 87H53ZM66 89H67V88H66ZM78 89H79V90H77V91H80L81 88H78ZM97 89H98V88H97ZM100 89H101V88H100ZM100 89H99V90H100ZM107 89H108V88H107ZM131 89H132V88H131ZM131 89H130V90H131ZM144 89H146V88H144ZM144 89H143V90H144ZM149 89H150V88H149ZM168 89H169V88H168ZM170 89L172 90V88H170ZM178 89H179V88H178ZM180 89L183 90V89H185V88H180ZM187 89H188V88H187ZM208 89H209V88H208ZM215 89H216V88H215ZM223 89H224V88H223ZM228 89L231 90V88H228ZM239 89H241V88H239ZM244 89H245V88H244ZM248 89H249V88H248ZM250 89H251V88H250ZM22 90H23V89H22ZM60 90L62 91L63 89H60ZM69 90H71V89H69ZM69 90H68V91H69ZM72 90H73V88H72ZM75 90H76V88H75ZM83 90H84V89H83ZM85 90H86V89H85ZM85 90H84V91H85ZM101 90H102V89H101ZM101 90H100V91H101ZM105 90H106V88H105ZM119 90H122V91H123V88L121 89V87H120ZM176 90H177V89H176ZM188 90H190V89H188ZM212 90H213V89H212ZM241 90H242V89H241ZM258 90H259V89H258ZM38 91H39V90H38ZM48 91H50V90H48ZM56 91H57V90H56ZM68 91H67V92H68ZM93 91H94V90H93ZM96 91H97V90H96ZM115 91H116V89H115ZM124 91H125V90H124ZM137 91H138V89H136V92H137ZM140 91H141V90H140ZM144 91H145V90H144ZM147 91H148V90H147ZM184 91H185V90H184ZM186 91H187V90H186ZM186 91H185V92H186ZM252 91H253V89H252ZM255 91H256V90H255ZM262 91H263V88H262ZM74 92H75V91H74ZM81 92L83 93L82 90H81ZM106 92H107V90H106ZM116 92H117V91H116ZM127 92H128L129 94H131V93H130L131 91L129 92V89H128ZM145 92H146V91H145ZM169 92H172V91H169ZM178 92H179V91H178ZM181 92H182V91H181ZM185 92H184V94H185ZM218 92H219V90H218ZM218 92H217V94H218ZM220 92H221V91H220ZM226 92H227V91H226ZM232 92H233V91H232ZM232 92H231V93H232ZM253 92H254V91H253ZM60 93H61V92H60ZM71 93H72V92H71ZM92 93H93V92H91V94H92ZM94 93H96V92L94 91ZM97 93H98V92H97ZM99 93H100V92H99ZM109 93H110V92H107V94H109ZM128 93H126V94L129 95ZM133 93H134V90H133ZM182 93H183V92H182ZM187 93H188V91H187ZM209 93H211V92L209 91ZM223 93H224V92H223ZM238 93H239V92H238ZM248 93H249V91H248ZM255 93H257V92H255ZM255 93H254V94H255ZM39 94H40V93H39ZM65 94L67 95L66 91H65ZM65 94H64V95H65ZM72 94H73V93H72ZM83 94H84V93H83ZM88 94H89V93H88ZM88 94H87V95H88ZM101 94H102V93H101ZM141 94H142V92H141ZM147 94H148V93H147ZM151 94H152V91H151ZM211 94H212V93H211ZM217 94H215V95H217ZM224 94H225V93H224ZM226 94H227V93H226ZM229 94H230V92H229ZM233 94H234V92H233ZM57 95H58V94H57ZM61 95H62V94H61ZM64 95H63V96H64ZM70 95H71V94H70ZM70 95L68 94L67 96L70 97ZM85 95H86V93H85ZM97 95H98V94H97ZM103 95H104V94H103ZM109 95H110V94H109ZM117 95H119V93H118ZM117 95H116V96H117ZM121 95H122V94H121ZM132 95L134 96V94H132ZM135 95L137 96V94H135ZM144 95H145V94H143V97H144ZM152 95H153V94H152ZM155 95H156V94H155ZM157 95H158V94H157ZM174 95H176V94L174 93ZM215 95L213 94V96H215ZM255 95H256V94H255ZM257 95H258V93H257ZM76 96H77V95H76ZM79 96H80V95L78 94V97H79ZM98 96H99V95H98ZM119 96H120V95H119ZM153 96H154V95H153ZM170 96H171V94H170ZM176 96H177V95H176ZM180 96H182V95H180ZM180 96H179V97H180ZM211 96H212V95H210V97H211ZM218 96H219V95H218ZM224 96H225V95H224ZM229 96H230V95H229ZM232 96H233V95H232ZM252 96H253V95H252ZM65 97H66V96H65ZM80 97H81V96H80ZM84 97L86 98V96H84ZM89 97H90V96H89ZM95 97H97V96H95ZM99 97L101 98V96H99ZM106 97H107V96H106ZM129 97H130V96H129ZM129 97H128V99H129ZM134 97H135V96H134ZM134 97H133V99H135ZM146 97H147V96H146ZM148 97H150L149 94H148ZM156 97H157V96H156ZM182 97H183V96H182ZM222 97H223V95H222ZM253 97H254V96H253ZM263 97H264V95H263ZM47 98H48V97H47ZM47 98H46V99H47ZM53 98H54V97H52V99H53ZM62 98H63V97L59 95V99L62 100ZM71 98H72V96H71ZM82 98H83V97H82ZM97 98H98V97H97ZM102 98H103V97H102ZM102 98H101V100H102ZM116 98H117V97H116ZM118 98H119V97H118ZM118 98H117V99H118ZM131 98H132V96H131ZM139 98H141V97H139ZM158 98H160V97H158ZM213 98L216 100L215 97H213ZM226 98H227V97H226ZM249 98H250V97H249ZM48 99H49V98H48ZM56 99H57V97H56ZM65 99H66V98H65ZM65 99L63 98V100H65ZM86 99H87V98H86ZM92 99H93V98H92ZM104 99H107V98H105V96H104ZM113 99H115V98H113ZM117 99H116V100H117ZM122 99H123V97H122ZM136 99H137V97H136ZM144 99H145V98H144ZM147 99H152V98H147ZM147 99H146V100H147ZM160 99H162V98H160ZM177 99H178V98H177ZM180 99H181V98H180ZM184 99H186V98H184ZM211 99H212V98H211ZM211 99H210V100H211ZM214 99H212V100L214 101ZM218 99H219V98H218ZM220 99H222V98H220ZM220 99H219V100H220ZM232 99H234V98L232 97ZM29 100H30V99H29ZM42 100H43V99H42ZM71 100H74V99L72 98ZM137 100H140V99H137ZM152 100H153V99H152ZM154 100H155V99H154ZM157 100H158V99H157ZM163 100H164V99H162V100H160V101L163 102ZM229 100H230V99H229ZM257 100H258V99H257ZM257 100H256V101H257ZM263 100H264V99H263ZM263 100H262V101H263ZM16 101H17V100H16ZM38 101H39V100H38ZM49 101H50V100H49ZM53 101L55 102L54 99H53ZM67 101H68V100H67ZM76 101H77V99H76ZM93 101H94V100H93ZM95 101H96V99H95ZM98 101H99V100H97V102H98ZM104 101H105V100H104ZM106 101H108V100H106ZM114 101H115V100H114ZM130 101H131V100H130ZM147 101H148V100H147ZM220 101H222V100H220ZM220 101H218V102H220ZM233 101H234V100H233ZM233 101L230 100V102H233ZM236 101H237V100H236ZM254 101H255V100H254ZM31 102H32V101H31ZM83 102H84V101H83ZM86 102H87V101H86ZM115 102H116V101H115ZM122 102H124V100H123ZM132 102H133V100H132ZM136 102H137V101H136ZM158 102H159V101H158ZM179 102H180V100H179ZM230 102H229V103H230ZM243 102H244V100H243ZM246 102H247V101H246ZM246 102H245V103H246ZM258 102H259V100H258ZM258 102H257V103H258ZM55 103H56V102H55ZM55 103H54V105H55ZM102 103H103V102H102ZM111 103H112V101H111ZM127 103H128V101H127ZM133 103H134V102H133ZM156 103H157V102H156ZM176 103H177V100H176V102H175L174 104H176ZM182 103H183V102H182ZM182 103H181V104H182ZM212 103H213V102H212ZM215 103H216V102H215ZM225 103H226V102L224 101L223 104L225 105ZM227 103H228V102H227ZM234 103H235V101H234ZM237 103H238V102H237ZM56 104L59 106L58 102H57ZM65 104H66V103H65ZM67 104H68V102H67ZM67 104H66V105H67ZM70 104H71V102H70ZM70 104H69V105H70ZM72 104H73V103H72ZM75 104H78V102L75 103ZM80 104H81V103H79L78 106L75 105L76 107H75L74 105H73V106H74V108H77V107L80 106ZM96 104H97V105H101V104H98V103H96ZM116 104H117V102H116ZM131 104H132V103H131ZM158 104H159V103H158ZM158 104H156V105H158ZM167 104H168V103H167ZM172 104H173V103H172ZM177 104H178V103H177ZM50 105H51V102H50ZM62 105H64V104H61V107H62ZM94 105H95V104H94ZM106 105H107V103H106ZM113 105L115 106V104H113ZM118 105H119V104H118ZM125 105H126V103H125ZM129 105H130V104H129ZM144 105H145V104H144ZM160 105H161V103H160ZM160 105H159V106H160ZM183 105H184V104H183ZM226 105L228 106V104H226ZM226 105H225V106H226ZM229 105H230V104H229ZM246 105H247V104H246ZM249 105H250V104H249ZM257 105H258V104H257ZM260 105H261V104H260ZM91 106H92V104H91ZM91 106H89V107H91ZM111 106H112V105H111ZM116 106H117V105H116ZM133 106H134V105H133ZM185 106H186V104H185ZM188 106H189V105H188ZM218 106L220 107L221 105H218ZM222 106H223V105H222ZM222 106H221V109H222ZM239 106H240V105H239ZM247 106H248V105H247ZM261 106H262V105H261ZM56 107H57V106H55V108H56ZM61 107H60V108H61ZM63 107H64V106H63ZM63 107H62V108H63ZM94 107H97V106L95 105ZM104 107H105V106H104ZM160 107H161V106H160ZM174 107H175V110H176V109H177V108H176L177 105L174 106ZM180 107H181V106H180ZM180 107H179V111H180V109L183 110V109H182L183 106H182V108H180ZM219 107H218V110H221V109H219ZM254 107H255V106H254ZM262 107H263V106H262ZM69 108H70V107H68V109H69ZM72 108H73V107H72ZM72 108H71V110H72ZM82 108H83V106H82ZM98 108H99V106H98ZM98 108H96V109H98ZM111 108H112V107H111ZM125 108H126V107H125ZM131 108H132V107H131ZM158 108H159V107H158ZM168 108H170V106H168ZM185 108H186V107H185ZM216 108H217V107H216ZM227 108H228V107H227ZM245 108H247V107L245 106ZM248 108H249V107H248ZM47 109H48V108H47ZM57 109H58V108H57ZM66 109H67V108H66ZM78 109H79V108H78ZM84 109H85V108H84ZM92 109H94V108H91V110H92ZM96 109H95V110H96ZM102 109H103V108H102ZM106 109H107V107H106ZM113 109H115V108H113ZM118 109H119V107H118ZM118 109H117V110H118ZM128 109H129V107L127 108V112H128ZM223 109H224V110H223V112H224L226 109H225V108H223ZM261 109H262V108H261ZM60 110H61V109H60ZM80 110H81V109H80ZM85 110H86V109H85ZM99 110H101V108H100ZM111 110H112V109H111ZM111 110L109 109V111H111ZM115 110H116V109H115ZM115 110H114V111H115ZM117 110H116V111H117ZM137 110H138V109H137ZM172 110H173V109H172ZM177 110H178V109H177ZM58 111H59V110H58ZM65 111H69V110H65ZM83 111H84V110H83ZM87 111H88V109H87ZM89 111H90V110H89ZM96 111H97V110H96ZM102 111H104V110H102ZM123 111H124V109H123ZM185 111H186V110H185ZM185 111H183V112H185ZM263 111H264V109H263ZM54 112H55V111H54ZM74 112H76V110H74ZM79 112H80V111H79ZM81 112H82V111H81ZM97 112H98V111H97ZM99 112H100V111H99ZM104 112H105V111H104ZM125 112H126V111H125ZM127 112H126V113H127ZM129 112H130V111H129ZM138 112H139V111H138ZM138 112H137V113H138ZM181 112H182V111H181ZM183 112H182V113H183ZM217 112H218V111H217ZM223 112H222V113H223ZM10 113H11V111H10ZM66 113H67V112H66ZM70 113H71V112H69L68 114L70 115ZM76 113H77V112H76ZM76 113H74V114L76 115ZM82 113H83V112H82ZM84 113H85V112H84ZM84 113H83V115H84ZM87 113H88V112H87ZM90 113H91V112H90ZM92 113H94V112L92 111ZM95 113H96V112H95ZM100 113H101V112H100ZM112 113H113V112H112ZM114 113H115V112H114ZM119 113H120V112H119ZM119 113H118V114H119ZM126 113H125V114H126ZM131 113H132V112H131ZM131 113H130V114H131ZM137 113H136V115H137ZM167 113H168V112H167ZM178 113H179V112H178ZM182 113H181V114H182ZM222 113H221V114H222ZM225 113H226V111H225ZM225 113H224V114H225ZM64 114H65V112H64ZM72 114H73V113H72ZM104 114H105V113H104ZM108 114H109V113H107V117H108ZM116 114H117V113H116ZM118 114H117V115H118ZM127 114H128V113H127ZM130 114H128V115H130ZM134 114H135V113H134ZM168 114H169V113H168ZM168 114H167V115H168ZM215 114H217V113H215ZM221 114H219V115H221ZM53 115H54V114H53ZM56 115L58 116V114H56ZM66 115H67V114H66ZM78 115H79V113H78ZM78 115H77V117H78ZM80 115H81V113H80ZM91 115H93V114H91ZM95 115H96V114H95ZM110 115H111V114H110ZM112 115H113V114H112ZM112 115H111V117L113 118ZM119 115H120V114H119ZM121 115H122V114H121ZM179 115H180V114H179ZM217 115H218V114H217ZM7 116H8V115H7ZM36 116H37V115H36ZM59 116H60V115H59ZM61 116H62V117L64 116V115H63V112L61 113ZM71 116H72V115H71ZM102 116H104V115H102ZM126 116H127V115H126ZM132 116H133V115H132ZM149 116H150V114H149ZM224 116H225V115H224ZM15 117H16V115H15ZM54 117H56V116H54ZM69 117H70V116H69ZM77 117H76V118H77ZM86 117L88 118L89 116L87 115ZM111 117H110V118H111ZM122 117L124 118L125 116H122ZM150 117H151V116H150ZM187 117H188V116H187ZM221 117H223V116L221 115ZM221 117H219V118H221ZM38 118H39V117H38ZM58 118H59V117H58ZM58 118H57V119H58ZM67 118H68V116H67ZM71 118H72V117H70V119H71ZM76 118H74V119H76ZM80 118H81V117H80ZM87 118H86L85 120L88 121ZM94 118H95V117H94ZM116 118H117V116H116ZM216 118H217V117H216ZM223 118H224V117H223ZM51 119H52V118H51ZM55 119H56V118H55ZM57 119H56V120H57ZM60 119H61V118H60ZM64 119H65V116H64ZM89 119H91V117H90ZM92 119H93V118H92ZM117 119L119 120L120 118H117ZM117 119H116V120H117ZM125 119H126V117H125ZM130 119H131V116H130L129 119H127V120L130 121ZM149 119H150V118H149ZM165 119H166V118H165ZM29 120H30V119H29ZM80 120H81V119H80ZM82 120H83V118H82ZM104 120H105V119H104ZM114 120H115V118H114ZM189 120H190V119H189ZM217 120H218V119H217ZM220 120L223 121V119H220ZM12 121H13V119H12ZM63 121H64V120H63ZM65 121H66V120H65ZM69 121H70V120H69ZM71 121H72V120H71ZM76 121H77V120H76ZM76 121H75V122H76ZM111 121H112V120H111ZM129 121H127V122H129ZM56 122H57V121H56ZM59 122L61 123V121H59ZM59 122H58V123H59ZM67 122H68V121H67ZM67 122H65V123L68 124L69 122H68V123H67ZM89 122H90V121H88V123H89ZM92 122H93V121H92ZM103 122H104V121H103ZM108 122H109V120H108ZM113 122H114V121H113ZM122 122H123V121H122ZM130 122H131V121H130ZM213 122H214V121H213ZM58 123H57V124H58ZM60 123H59V124H60ZM62 123H63V122H62ZM62 123H61V124H62ZM65 123H63V124H65ZM84 123H85V122H84ZM95 123H96V122H95ZM97 123H98V122H97ZM115 123H116V122H115ZM118 123H119V122H118ZM132 123H133V122H132ZM45 124H46V123H45ZM59 124H58V125H59ZM73 124H74V123L72 122V125H73ZM90 124H92V123H90ZM90 124H89V125H90ZM93 124H94V123H93ZM93 124H92V125H93ZM108 124H109V123H108ZM108 124H107V125H108ZM122 124H123V123H122ZM75 125H76V124H74V126H75ZM77 125H78V124H77ZM94 125H95V124H94ZM101 125H102V124H101ZM116 125H117V124H116ZM216 125H217V124H216ZM219 125H220V123H219ZM12 126H13V125H12ZM65 126H66V125H64L63 128H65ZM84 126H85V125H84ZM90 126H91V125H90ZM112 126H113V125H112ZM112 126H111V127H112ZM130 126H131V123H130ZM221 126H223V124H221ZM221 126H220V127H221ZM68 127H69V126H67V128H65L67 132H68V130H67ZM88 127H89V126H88ZM96 127H97V126H96ZM96 127H95V128H96ZM103 127H104V125H103ZM115 127H116V126H115ZM126 127H127V125H126ZM216 127H217V126H216ZM220 127H219V128H220ZM77 128H78V127H77ZM80 128H81V127H79L78 129H80ZM90 128H91L90 130L93 129V131H94L93 126H91ZM119 128L123 129L122 126H119ZM137 128H138V125H137ZM70 129H71V128H70ZM83 129H84V128H83V124H82V130H83ZM86 129H89V128H86ZM100 129L102 130V128H100ZM108 129H110V127H109ZM76 130H77V129H76ZM90 130H89V131H90ZM97 130H98V128H97ZM117 130H118V129H117ZM57 131H58V130H57ZM59 131H60V128H59ZM104 131H105V130H104ZM72 132H73V131H72ZM74 132H75V131H74ZM80 132L82 133V131H80ZM83 132H84V131H83ZM98 132H99V131H98ZM126 132H128V131H126ZM212 132H213V131H212ZM59 133H60V132H59ZM64 133H65V131H64ZM81 133H80V135H82ZM85 133H86V132H85ZM93 133H94V132H93ZM100 133H101V132H100ZM110 133H112V132H110ZM122 133L124 134L123 130H122ZM61 134H63V133H61ZM65 134H67V133H65ZM71 134H72V133H71ZM73 134H74V136H75V133H73ZM77 134H78V133H77ZM9 135H10V133H9ZM27 135H28V134H27ZM88 135H89V134H88ZM102 135H103V134H102ZM106 135H107V134H106ZM120 135H121V133H120ZM125 135H126V134H125ZM40 136H41V135H40ZM58 136H59V134H58ZM71 136H73V135H71ZM74 136H73V137H74ZM78 136H79V135H78ZM90 136H93V135L90 134ZM97 136H98V133L95 134V138H96ZM112 136H114V135H112ZM116 136H117V135H116ZM64 137H65V135H64ZM64 137H63V138H64ZM83 137H84V136H83ZM121 137H122V136H121ZM66 138H67V137H66ZM68 138H69V137H68ZM80 138H81V137H80ZM101 138H102V137H100V140H101ZM78 139H79V138H77V140H78ZM82 139H83V138H82ZM96 139H97V138H96ZM109 139L112 140V138H110V137H109ZM129 139H130V138H129ZM65 140H66V139H65ZM74 140H76V139H74ZM79 140L81 141V139H79ZM84 140H85V139H83L82 141H84ZM93 140H94V139H93ZM93 140H91V141H93ZM100 140H99V141H100ZM115 140H116V139H115ZM67 141H68V140H67ZM86 141H87V140H86ZM88 141H89V140H88ZM102 141H104L103 138H102ZM102 141H101V142H102ZM113 141H114V140H113ZM63 142H65V141H63ZM72 142H73V140H72ZM77 142H78V141H77ZM94 142H95V140H94ZM97 142H98V141H97ZM105 142H107V140H105ZM110 142H111V141H110ZM114 142H115V141H114ZM114 142H113V144H114ZM119 142H120V141H119ZM119 142H118V143H119ZM124 142H125V140H124ZM130 142H131V140H130ZM59 143H60V140H59ZM68 143H69V142H68ZM79 143H80V142H79ZM82 143H83V142H82ZM85 143H86V142H85ZM87 143H88V142H87ZM95 143H96V142H95ZM111 143H112V142H111ZM121 143H123V142H121ZM127 143H128V145H129V142H128V141H127ZM263 143H264V142H263ZM64 144H65V143H64ZM70 144H71V143H70ZM96 144H97V143H96ZM96 144L93 143V145H96ZM103 144H104V143H103ZM105 144H106V143H105ZM108 144L110 145V143H108ZM108 144H107V145H108ZM130 144H131V143H130ZM66 145L68 146L67 143H66ZM88 145H89V144H88ZM91 145H92V143H91ZM99 145H100V143H99ZM111 145H112V144H111ZM115 145H116V144H115ZM120 145H123V144H120ZM125 145H126V144H125ZM19 146H20V144H19ZM32 146H33V145H32ZM84 146H86V144L83 145V147H84ZM89 146H90V145H89ZM89 146H88L87 148H89ZM97 146H98V145H97ZM97 146H96V147H97ZM112 146H113V145H112ZM117 146H118V145H117ZM59 147H60V145H59ZM68 147H69V146H68ZM72 147H73V144H72ZM102 147H103V146H102ZM109 147H110V146H109ZM115 147H116V146H115ZM56 148H57V147H56ZM65 148H66V147H65ZM65 148H64V149H65ZM75 148H76V147H75ZM79 148H80V146H79ZM98 148H99V146H98ZM98 148H96V149H98ZM113 148H114V147H113ZM113 148H112V151H114ZM29 149H30V148H29ZM62 149H63V148H62ZM66 149H67V148H66ZM72 149H73V148H72ZM82 149H83V148H82ZM85 149H86V148H85ZM85 149H84V150H85ZM92 149L94 150V148H92ZM67 150H68V149H67ZM64 151H65V150H64ZM68 151H69V150H68ZM68 151H67L66 153H68ZM74 151H75V150H74ZM74 151H73V152H74ZM91 151H92V150H91ZM91 151H90V152H91ZM101 151H103V150H101ZM69 152L71 153V147H70V151H69ZM94 152H95V150H94ZM96 152H97V151H96ZM98 152H99V154L101 153V152L99 151V149H98ZM110 152H111V151H110ZM58 153H59V151H58ZM70 153H69V154H70ZM84 153H85V152H84ZM31 154H32V153H31ZM62 154H63V153H62ZM73 154H74V153H73ZM73 154H71V156H72ZM88 154H90V153L88 152ZM92 154H93V153H92ZM111 154H114V153H111ZM9 155H10V154H9ZM63 155H64V154H63ZM75 155H76V154H75ZM81 155H82V154H81ZM96 155H97V154L95 153V156H96ZM100 155H101V154H100ZM100 155H99V156H100ZM42 156H43V155H42ZM65 156H66V155H65ZM99 156H97V157H99ZM103 156H104V152H103ZM103 156H102V157H103ZM2 157H3V156H2ZM28 157H29V156H28ZM52 157H53V156H52ZM52 157H51V158H52ZM61 157H62V156H61ZM66 157H67V156H66ZM85 157H86V156H85ZM87 157H88V156H87ZM67 158H68V157H67ZM67 158H66V159H67ZM71 158H72V157H71ZM74 158H75V157H74ZM83 158H84V157H83ZM83 158L81 159V157H80L79 159L85 161V159H83ZM88 158H89V157H88ZM117 158H118V157H117ZM43 159H44V157H43ZM63 159H64V156H63ZM68 159H70V158H68ZM86 159H87V158H86ZM93 159H94V158H92V157H91V160L89 159V160H90V161H89V164H90V162L93 161ZM96 159H97V158H96ZM103 159H104V158H101V160H103ZM114 159H115V161H116V158H115V157H114ZM118 159H119V158H118ZM47 160H48V159H47ZM87 160H88V159H87ZM94 160H95V159H94ZM112 160H113V159H112ZM121 160H122V159H121ZM48 161H49V160H48ZM51 161H52V159H51ZM62 161H63V160H62ZM76 161H77V160H76ZM98 161H99V158H98V160H96V162H98ZM103 161H104V160H103ZM103 161H101V162H103ZM115 161H114V162H115ZM118 161H119V160H118ZM7 162H8V161H7ZM60 162H61V161H60ZM64 162H67V161H64ZM70 162H72V160H71ZM73 162H75V161H73ZM73 162H72V164H73ZM99 162H100V161H99ZM110 162H111V161H110ZM110 162H109V166H110ZM119 162H120V161H119ZM121 162H122V161H121ZM121 162H120V165H119V166H121V168H122L123 165H121ZM15 164H16V162H15ZM80 164H81V162H80ZM82 164H83V162H82ZM92 164H93V162H92ZM27 165H28V164H27ZM52 165H53V162H52ZM67 165H68V162H67ZM67 165H66V164H65V165L63 164V166H65V170H66V167H68ZM73 165L75 166V164H73ZM85 165H86V164H84V166H85ZM117 165H118V162H117ZM117 165H116V166H117ZM25 166H26V165H25ZM28 166H29V165H28ZM41 166H42V165H41ZM81 166H82V165H81ZM81 166L79 165L80 168H81ZM90 166H92V165H90ZM112 166H113V165H112ZM2 167H3V166H2ZM5 167H6V166H5ZM44 167H46V166H44ZM72 167H73V166H72ZM75 167H76V166H75ZM77 167H78V165H77ZM93 167H94V166H93ZM98 167H99V166H98ZM98 167H97V169H98ZM262 167H263V166H262ZM31 168H32V167H31ZM31 168H30V169H31ZM84 168H85V167H84ZM94 168H95V167H94ZM99 168H100V167H99ZM117 168H118V169H121V168H119L118 166H117ZM62 169H63V168H62ZM77 169H78V168H77ZM77 169H76V170H77ZM82 169H83V168H82ZM82 169H81V170H82ZM85 169H86V168H85ZM118 169H117V170H118ZM250 169H252V167H251ZM25 170H27V169H25ZM79 170H80V169H79ZM95 170H96V169H93V171H95ZM257 170H258V169H257ZM6 171H7V170H6ZM37 171H38V170H37ZM44 171H45V170H44ZM54 171H55V169H54ZM70 171H71V168H70ZM73 171H74V169H73ZM73 171H72V172H73ZM83 171H84V170H83ZM85 171H86V170H85ZM85 171H84V172H85ZM87 171H88V169H87ZM90 171H92V170H91V167H90ZM90 171H89V173H91ZM248 171H249V168H248ZM252 171H253V170H252ZM259 171H262V170H259ZM0 172H1V171H0ZM47 172H48V171H47ZM66 172H68V171H66ZM76 172H77V171H76ZM80 172H81V171H80ZM100 172H101V170H100ZM7 173H8V172H7ZM35 173H36V171H35ZM41 173H42V172H41ZM48 173H49V172H48ZM69 173H70V172H69ZM78 173H79V172H78ZM96 173H97V172H96ZM254 173H255V172H254ZM256 173H257V171H256ZM0 174H1V173H0ZM32 174H33V173H32ZM37 174H38V173H37ZM66 174H67V173H66ZM75 174H76V173H75ZM79 174H80V173H79ZM84 174H85V173H84ZM87 174H88V173H87ZM104 174H105V173H104ZM249 174H250V173H249ZM249 174H247V175H249ZM259 174H260V173H259ZM5 175H6V174H5ZM64 175H65V174H64ZM72 175H73V173H72ZM80 175H81V177H83V176H85L86 174H85V175L80 174ZM99 175H100V174H99ZM252 175H253V174H252ZM256 175H257V174H256ZM260 175H262V174H260ZM263 175H264V174H263ZM8 176H9V175H8ZM21 176H22V174H21ZM23 176H24V175H23ZM29 176H30V175H29ZM43 176H44V175H43ZM62 176H63V175H62ZM93 176H94V175H92V178H93ZM101 176H102V175H101ZM250 176H251V175H250ZM250 176H249V178H250ZM19 177H20V176H19ZM54 177H55V179H56V176H54ZM57 177H58V176H57ZM65 177H66V176H65ZM78 177H79V176H78ZM81 177H80V178H81ZM87 177H88V176H87ZM94 177H95V176H94ZM96 177H98V176H96ZM96 177H95V178H96ZM256 177H257V176H256ZM9 178H10V177H9ZM9 178H6V179H9ZM26 178H27V177H26ZM67 178H68V177H67ZM67 178H66V180H68ZM69 178H70V177H69ZM74 178H75V177H74ZM85 178H86V177H85ZM92 178H91V181H92ZM104 178H105V177H104ZM104 178H103V179H104ZM253 178H254V177H253ZM260 178H261V177H260ZM4 179H5V178H4ZM24 179H25V177H24ZM30 179H32V178H30ZM33 179H34V178H33ZM35 179H36V178H35ZM64 179H65V178H64ZM70 179H71V178H70ZM93 179H94V178H93ZM99 179H100V178H99ZM246 179H247V178H246ZM263 179H264V178H263ZM10 180H11V179H10ZM28 180H29V178H28ZM39 180H40V179H38V181H39ZM71 180H72V179H71ZM83 180H85V179H83ZM86 180H88V179H86ZM89 180H90V179H89ZM97 180H98V179H97ZM251 180H252V179H251ZM251 180H250V181H251ZM6 181H7V180H6ZM21 181H22V180H21ZM26 181H27V179H26ZM31 181H32V180H31ZM78 181H79L80 184H81L82 178H81V181H80V179H79ZM95 181H96V180H95ZM95 181H93V182H95ZM101 181H102V180H101ZM256 181H257V180H256ZM11 182H12V181H11ZM35 182H36V181H35ZM56 182H57V181H56ZM60 182H61V181H60ZM66 182H67V181H66ZM68 182H69V181H68ZM71 182H73V180H72ZM84 182H86V181H84ZM87 182H88V181H87ZM99 182H100V181H99ZM102 182H103V181H102ZM14 183H15V182H14ZM21 183H22V182H21ZM44 183H46V182H44ZM63 183H64V181H63ZM75 183H76V182H75ZM75 183H74V185L77 184V183H76V184H75ZM89 183H90V184H93V183H91V182H89ZM95 183H96V187H97L98 184H97V182H95ZM258 183H259V182H258ZM261 183H262V182H261ZM263 183H264V182H263ZM263 183H262V185H263ZM22 184H23V183H22ZM33 184H34V183H33ZM56 184H57V183H56ZM67 184H68V183H67ZM87 184H88V183H87ZM248 184H249V183H248ZM251 184H252V182H251ZM7 185H8V184H7ZM13 185H14V184H13ZM23 185H24V184H23ZM23 185H21V186H23ZM46 185H48V184L46 183ZM63 185H65V184H63ZM77 185H79V183H78ZM88 185H89V184H88ZM102 185H103V184H101V186H102ZM8 186H9V185H8ZM24 186H25V185H24ZM31 186H32V185H31ZM34 186H35V184H34ZM34 186H33V188H35ZM80 186H81V185H79V187H80ZM93 186H95V184L92 185V187H93ZM101 186H99V187H101ZM157 186H159V184H158ZM250 186H251V185H250ZM259 186H261V185L259 184ZM15 187H16V188H15V190H16V189H17V186H15ZM52 187H53V186H52ZM55 187L58 188L57 185H56ZM61 187H62V185H61ZM74 187H75V186H74ZM81 187H82V186H81ZM84 187H85V186H84ZM87 187H88V186H87ZM99 187H98V188H99ZM103 187H104V186H103ZM261 187H262V186H261ZM19 188H20V187H19ZM21 188H23V187H21ZM29 188H30V185H29ZM39 188H40V186H39ZM67 188H68V186H67ZM77 188H78V187H77ZM101 188H102V187H101ZM251 188H252V187H251ZM0 189H1V188H0ZM9 189H10V187H9ZM9 189H8V190H9ZM36 189L38 190V187H37ZM78 189H79V188H78ZM90 189H91V188H90ZM90 189H89V190H90ZM92 189H93V188H92ZM253 189H254V188H253ZM10 190H12V188H11ZM37 190H36V191H37ZM51 190H52V189H51ZM57 190H58V189H57ZM75 190H76V189H75ZM85 190H86V189H85ZM93 190H94V189H93ZM101 190H102V189H101ZM260 190H262V189L260 188ZM27 191H28V190H27ZM62 191H64V189H63ZM65 191H66V190H65ZM72 191H73V190H72ZM95 191H96V190H95ZM98 191H99V189H98ZM98 191H96V192H97V193H100V192H98ZM103 191H104V190H103ZM256 191H257V190H256ZM24 192H25V191H24ZM24 192H22V193H24ZM34 192H35V191H34ZM38 192H39V191H38ZM45 192H46V191H45ZM55 192H56V191H55ZM66 192H67V191H66ZM70 192H71V191H70ZM74 192H75V191H74ZM78 192H81V191L78 190ZM88 192H89V191H88ZM90 192H92V191H90ZM90 192L88 193L89 195H88V194H85V196H86V195L90 196V194H91ZM93 192H94V191H93ZM25 193H26V192H25ZM31 193H32V191H31ZM36 193H37V192H36ZM41 193H42V192H41ZM53 193H54V192H53ZM53 193H52V194H53ZM60 193H61V192H60ZM67 193H68V192H67ZM76 193H77V192H76ZM76 193H75V194H76ZM81 193H82V192H81ZM83 193H85V192H83ZM94 193H95V192H94ZM254 193H255V192H254ZM258 193H259V190H258ZM260 193H261V192H260ZM10 194H11V193H10ZM10 194H9V195H10ZM16 194H17V191H16ZM28 194H29V193L27 192V195H28ZM34 194H35V193H34ZM48 194L50 195L49 192H48ZM68 194H69L70 197H72V195H70V193H68ZM68 194H67V195H68ZM79 194H80V193H79ZM36 195H37V194H36ZM40 195H41V194H40ZM43 195H44V194H43ZM49 195H47V196H49ZM54 195H55V194H54ZM54 195H53V196H54ZM59 195H60V194H59ZM64 195H65V194H64ZM73 195H74V194H73ZM76 195H77V194H76ZM76 195H75V197H76ZM94 195H97V194L95 193ZM255 195H256V194H255ZM260 195H261V194H260ZM263 195H264V194H263ZM1 196H2V195H1ZM7 196H8V195H7ZM32 196H33V195H32ZM34 196H35V195H34ZM37 196H38V195H37ZM80 196H81V194H80ZM83 196H84V195H82V197H83ZM85 196H84V197H85ZM9 197H10V196H9ZM16 197H17V196H16ZM19 197H20V196H19ZM49 197H50V196H49ZM57 197H58V196H57ZM62 197H63V199H64V196H62ZM62 197H61V199H62ZM66 197H67V196H66ZM66 197H65V198H66ZM82 197H81V198H82ZM93 197H94V196H93ZM93 197H92V198H93ZM257 197H259V196H257ZM6 198H7V197H6ZM12 198H13V197H12ZM12 198H11V199H12ZM23 198H24V197H23ZM29 198H30V197H29ZM33 198H34V197H33ZM35 198H36V197H35ZM37 198H38V197H37ZM40 198H41V197H40ZM40 198H38V199H40ZM45 198H46V197H45ZM72 198L74 199V197H72ZM76 198H78V197H76ZM30 199H31V198H30ZM30 199H29V200H30ZM38 199H37V200H38ZM49 199H51V198H49ZM49 199H48V200H49ZM68 199H69V198H68ZM94 199H95V198H94ZM94 199H93V200H94ZM103 199H104V198H103ZM4 200H5V198H4ZM4 200H3V201H4ZM26 200H27V199H26ZM57 200H58V198H57ZM82 200H83V199H82ZM85 200H86V199H85ZM88 200H89V199H88ZM13 201H14V200H13ZM20 201H21V200H20ZM24 201H25V200H24ZM27 201H28V200H27ZM31 201H32V200H31ZM53 201H54V200H53ZM58 201H59V200H58ZM58 201H57V202H58ZM63 201H64V200H63ZM70 201H72V199H70ZM89 201H90V200H89ZM10 202H11V200H10ZM14 202H15V201H14ZM37 202H38V201H37ZM37 202H35V203H37ZM41 202H42V201H41ZM44 202H45V201H44ZM47 202H48V201H47ZM60 202H61V201H60ZM67 202L69 203V201H67ZM83 202H84V201H83ZM90 202H92V201H90ZM90 202H89V203H90ZM12 203H13V202H12ZM25 203H26V202H25ZM29 203H30V202H29ZM42 203H43V202H42ZM51 203H52V202H51ZM53 203H54V202H53ZM58 203H59V202H58ZM77 203H78V201H77ZM96 203H97V204L99 203L98 200H97ZM102 203H103V202H102ZM263 203H264V201H263ZM22 204H23V203H22ZM59 204H60V203H59ZM61 204H63V203L61 202ZM71 204H72V203H71ZM81 204H82V203H81ZM85 204L87 205V203H85ZM91 204H92V203H90V205H91ZM100 204H101V203H100ZM16 205H17V204H16ZM27 205H28V204H27ZM31 205H32V204H31ZM41 205H42V204H41ZM52 205H54V204H52ZM63 205H64V204H63ZM74 205H75V202H74ZM77 205H79V204H77ZM83 205H84V204H82L81 207H82ZM24 206H25V205H24ZM28 206H29V205H28ZM49 206H50V205H49ZM88 206H89V205H88ZM95 206H96V205H95ZM103 206H104V205H103ZM36 207H37V205H36ZM46 207H47V206H46ZM55 207H56V206H55ZM55 207H54V208H55ZM72 207H73V206H72ZM75 207H76V209H77V206H75ZM83 207H84V206H83ZM86 207H87V206H86ZM104 207H105V206H104ZM262 207H264V206H262ZM20 208H21V207H20ZM38 208H39V207H38ZM38 208H37V209H38ZM63 208H64V206H63ZM73 208H74V207H73ZM79 208H80V207H79ZM88 208H91V207H87V209H88ZM92 208H93V206H92ZM6 209H7V207H6ZM76 209H75V210H76ZM96 209H97V208H96ZM99 209H100V208H99ZM103 209H104V208H103ZM103 209H102V211H101L102 213L104 212ZM27 210H28V209H26V211H27ZM46 210H47V209H46ZM51 210H53V209H51ZM54 210H55V209H54ZM65 210H66V209H65ZM65 210H64V211H65ZM70 210H71V209H70ZM77 210H78V209H77ZM84 210H85V209H84ZM88 210H89V209H88ZM93 210H95V208H94ZM15 211H16V210H15ZM31 211H32V209H31ZM43 211H45V210H43ZM48 211H49V210H48ZM58 211L62 212V211L59 210V209H58ZM58 211H57V213H58ZM80 211H81V208H80ZM86 211H87V210H86ZM90 211H91V210H90ZM10 212H11V211H10ZM10 212L8 211V213H10ZM46 212H47V211H46ZM50 212H51V211H50ZM55 212H56V211H55ZM67 212H68V208H67ZM87 212H88V211H87ZM93 212H94V211H93ZM93 212L91 211V213H93ZM98 212H99V211L97 210V213H98ZM43 213H44V212H43ZM52 213H53V212H52ZM81 213H83V211H81ZM94 213H95V212H94ZM102 213H100V214H102ZM104 213H105V212H104ZM49 214H50V213H49ZM49 214H48V215H49ZM59 214H60V213H59ZM65 214H66V212H65ZM67 214H68V213H67ZM67 214H66V215H67ZM76 214H77V213H76ZM84 214H85V213H84ZM34 215H35V214H34ZM53 215H54V214H53ZM55 215H56V214H55ZM63 215H64V214H63ZM66 215H65V216H66ZM93 215H94V214H93ZM104 215H105V214H104ZM14 216H15V215H14ZM14 216H13V217H14ZM40 216H41V215H40ZM67 216H68V215H67ZM69 216H70V215H69ZM73 216H74V215H73ZM77 216H78V215H77ZM79 216H80V215H79ZM90 216H92V215H90ZM100 216L103 217V214L100 215ZM100 216L97 215V218L100 217ZM45 217H46V216H45ZM47 217H48V216H47ZM50 217H52V216H49V218H50ZM54 217H55V216H53V218H54ZM57 217H59V216H57ZM60 217H61V214H60ZM93 217H94V216H93ZM95 217H96V216H95ZM55 218H56V217H55ZM78 218H79V217H78ZM84 218H86V216H85ZM87 218H88V217H87ZM121 218H123V217H121ZM262 218L264 219V217H262ZM56 219H59V220H60V218H56ZM63 219H64V218H63ZM63 219H62V221H63ZM65 219H66V218H65ZM71 219H72V218H71ZM75 219H76V218H75ZM95 219H96V218H95ZM101 219H102V218H101ZM101 219H100V220H101ZM259 219H260V218H259ZM20 220H21V219H20ZM41 220H42V218H41ZM41 220H40V221H41ZM46 220H47V218H46ZM49 220H50V219H49ZM51 220H53V219H51ZM81 220L85 221L86 219H85V220H84V219H81ZM89 220H90V222H91L92 218L89 219ZM133 220H134V219H133ZM25 221H26V220H25ZM55 221H56V220H55ZM57 221H58V220H57ZM73 221H74V220H71L70 223H72ZM76 221L78 222V219H77ZM83 221H82V223H83ZM97 221H98V220H97ZM124 221H125V219H124ZM256 221H257V220H256ZM59 222H60V221H59ZM63 222H64V221H63ZM77 222H76V223H77ZM79 222H80V221H79ZM99 222H101V221H99ZM121 222H122V221H121ZM121 222H120V223H121ZM127 222H128V221H127ZM253 222H254V221H253ZM42 223H43V222H42ZM47 223H48V221H47ZM57 224H58V222H57ZM62 224H63V223H62ZM65 224H66V221L64 222V225H65ZM72 224H74V223H72ZM83 224H84V223H83ZM255 224H256V222H255ZM42 225H43V224H42ZM64 225H62V227H63ZM74 225H75V224H74ZM76 225H77V224H76ZM78 225H79V223H78ZM86 225H87V224H85V226H86ZM88 225H89V224H88ZM88 225H87V228H88ZM260 225H261V224H260ZM56 226H57V225H56ZM59 226H60V225H59ZM65 226H66V225H65ZM68 226H69V225H68ZM71 226H72V225H71ZM79 226H80V225H79ZM252 226H253V224H252ZM256 226H257V225H256ZM261 226H262V225H261ZM22 227H23V226H22ZM53 227H54V226H53ZM77 227H78V226H77ZM80 227H81V226H80ZM58 228H59V227H58ZM63 228H65V227H63ZM70 228H71V227H70ZM70 228H69V230H70ZM73 228H74V227H73ZM83 228H84V226H83ZM99 228H100V227H99ZM254 228H255V226H254ZM260 228H261V227H260ZM262 228H263V227H262ZM262 228H261V229H262ZM17 229H18V228H17ZM56 229H57V228H56ZM60 229H61V228H60ZM74 229L76 230V228H74ZM80 229H81V228H80ZM255 229H256V228H255ZM255 229H254V230H255ZM53 230H54V229H53ZM65 230H66V229H65ZM75 230H74V231H75ZM262 230H263V229H262ZM8 231H9V230H8ZM34 231H35V229H34ZM54 231H55V230H54ZM66 231H67V230H66ZM256 231H257V230H256ZM14 232H15V231H14ZM43 232H44V230H43ZM51 232H52V231H51ZM55 232H56V231H55ZM67 232H68V231H67ZM91 232H92V231H91ZM94 232H95V231H94ZM257 232H258V231H257ZM261 232H262V231H261ZM45 233H47V232H45ZM48 233H49V232H48ZM58 233H59V231H58ZM58 233H57V234H58ZM68 233H70V232H68ZM259 233H260V232H259ZM57 234L55 233V235H57ZM63 234H64V233H63ZM66 234H67V233H66ZM71 234H72V233H71ZM95 234H96V233H95ZM42 235H43V234H42ZM42 235H41V237H42ZM45 235H46V234H45ZM252 235H253V234H252ZM259 235H260V234H259ZM32 236H33V235H32ZM43 236H44V235H43ZM94 236H95V235H93V237H94ZM248 236H249V235H248ZM254 236H256V235H254ZM4 237H5V236H4ZM25 237H26V236H25ZM27 237H28V236H27ZM54 237H55V236H54ZM68 237H69V235H68ZM256 237H257V236H256ZM10 238H11V237H10ZM55 238H56V237H55ZM65 238H66V235H65ZM250 238H251V236H250ZM12 239H13V238H12ZM42 239H43V238H42ZM52 239H53V238H52ZM52 239H51V240H52ZM95 239H96V238L94 237V240H95ZM244 239H246V238H244ZM25 240H26V239H25ZM33 240H34V239H33ZM44 240H45V238H44ZM47 240H50V239H47ZM257 240H258V239H257ZM2 241H3V240H2ZM27 241H28V240H27ZM30 241H31V239H30ZM53 241H55V240H53ZM64 241H65V240H64ZM247 241H248V239H247ZM247 241H246V242H247ZM47 242H48V241H47ZM56 242H58V241H57V238H56ZM59 242H60V240H59ZM61 243H62V241H61ZM65 243H66V242H65ZM258 243H259V242H258ZM40 244H42V242H41ZM48 244H49V243H48ZM67 244H68V242H67ZM69 244H70V241H69ZM256 244H257V242H256ZM13 245H14V244H13ZM55 245H56V243H55ZM57 245H58V244H57ZM70 245H71V244H70ZM27 246H28V245H26V248H27ZM59 246H60V245H59ZM61 246H62V244H61ZM66 246H67V245H65V247H66ZM257 246H258V245H257ZM260 246H261V245H260ZM36 247H37V246H36ZM49 247H50V246H49ZM63 247H64V245H63ZM68 247H69V245H68ZM26 248H25V249H26ZM43 248H44V247H43ZM52 248H53V247H52ZM52 248H51V249H52ZM60 248H61V247H60ZM0 249H2V248H0ZM35 249H36V248H35ZM46 249H47V248H46ZM46 249H45V250H46ZM63 249H64V248H63ZM257 249H258V247H257ZM8 250H10V249H8ZM17 250H18V249H17ZM38 250H39V249H38ZM45 250H44V251H45ZM66 250H67V249H66ZM72 250H73V249H72ZM236 250H237V249H236ZM259 250L262 251L261 247L259 248ZM2 251H3V249H2ZM10 251H11V250H10ZM27 251H28V250H27ZM46 251H47V250H46ZM54 251H55V250H54ZM68 251H69V249H68ZM238 251H239V250H238ZM16 252H17V251H16ZM33 252H34V251H33ZM61 252L63 253V250H62ZM61 252H59V253L61 254ZM69 252L72 253L71 251H69ZM239 252H240V251H239ZM244 252H245V251H244ZM247 252H248V251H247ZM259 252H260V251H259ZM27 253H28V252H27ZM55 253H56V252H55ZM70 253H68V254H70ZM235 253H236V252H235ZM237 253H238V252H237ZM262 253H264V252H262ZM11 254H12V252H11ZM17 254H18V255L21 254V251H19V253H17ZM45 254H46V252H45ZM48 254H49V252H48ZM51 254H53V253H51ZM239 254H240V253H239ZM241 254H242V253H241ZM241 254H240V255H241ZM246 254H247V253H246ZM260 254H261V253H260ZM12 255H13V254H12ZM18 255H17V256H18ZM39 255H40V254H39ZM39 255H38V256H39ZM56 255H57V253H56ZM70 255H71V254H70ZM70 255H69V256H70ZM237 255H238V254H237ZM243 255H244V254H243ZM14 256H15V255H14ZM23 256H24V255H23ZM26 256H27V255H26ZM26 256H25V258H26ZM32 256H33V255H32ZM42 256H44V255L42 254ZM45 256H46V255H45ZM58 256H59V255H58ZM73 256H75V255H73ZM262 256H263V255H262ZM35 257H36V256H35ZM51 257H52V256H51ZM54 257H55V256H54ZM54 257H53V258H54ZM239 257L241 258V256H239ZM243 257H244V256H243ZM40 258H41V256H40ZM48 258H49V257H48ZM53 258H52V259H53ZM59 258H60V256H59ZM61 258H62V256H61ZM61 258H60V259H61ZM66 258H67V257H66ZM72 258H73V257H72ZM18 259H19V258H18ZM34 259H35V258H34ZM43 259H44V258H43ZM46 259H47V258H46ZM46 259H45V260H46ZM63 259H64V258H63ZM236 259H238V258H236ZM242 259H243V258H242ZM260 259H261V258H260ZM9 260H10V259H9ZM26 260H27V259H26ZM28 260H31V259H28ZM39 260H40V259H39ZM47 260H48V259H47ZM68 260H69V259H68ZM243 260H245V259H243ZM32 261H34V260L32 259ZM41 261H42V259H41ZM51 261H52V260H51ZM57 261H58V260H57ZM57 261H55V263H56ZM59 261H60V260H59ZM239 261H242V260H239ZM239 261H238V262H239ZM245 261H246V260H245ZM247 261H248V260H247ZM262 261H264V260H262ZM12 262H13V261H12ZM29 262H30V261H29ZM235 262H236V261H235ZM20 263H21V262H20ZM24 263H25V262H24ZM37 263H38V262H37ZM46 263H47V262H46ZM52 263H53V261H52ZM58 263H60V262H58ZM244 263H245V262H244ZM53 264H54V263H53ZM56 264H57V263H56ZM242 264H243V261H242ZM245 264H247V263H245Z\"/></svg>",
    "mask_w": 264,
    "mask_h": 264
}]
</instances>
